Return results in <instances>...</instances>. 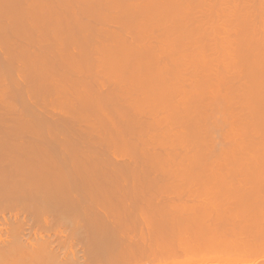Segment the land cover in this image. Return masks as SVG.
Returning a JSON list of instances; mask_svg holds the SVG:
<instances>
[{
  "label": "rangeland",
  "instance_id": "374dc122",
  "mask_svg": "<svg viewBox=\"0 0 264 264\" xmlns=\"http://www.w3.org/2000/svg\"><path fill=\"white\" fill-rule=\"evenodd\" d=\"M7 0H1L0 1V61L3 62L2 64L0 63V160L3 159L4 161L10 162V159L12 157L13 154H17L19 155L20 159L19 161L22 162H26L27 160L30 159V157H32V159L34 158L36 161H39L41 163H46L49 164L48 166L53 167L50 169H53V173H64L67 172V170H63L62 169V165L65 163H67L65 166L66 168H69L70 172H73L74 169H72L71 165H68L69 163L75 164L74 166H76L77 169H75V172H73V174L75 175V177L77 176V178H79L82 174V177H80V179L85 180L84 177L86 178V176H88V181L91 180V183L88 182L87 185V181L85 180L84 182L82 181H77L75 180V182L78 183H74L77 184L78 187L81 186V184L79 183H86V185L84 184L85 189H81L78 187L76 188V193L73 192L74 196H80L82 195L83 198V203L84 205H86V207L88 206L89 208L91 207V209H94L96 211H98L99 213L103 214L105 208L108 206H112L114 205L117 201V203L115 205H119L121 206L122 204H125L126 202H130L131 200L135 199L134 197H132V199H130L129 197L130 194L131 195H135L136 197V201H131L128 205L131 204L132 208L135 210L137 213V216H143L145 218V220H147L149 218V216H151V208L152 205H157V200L158 201H162L165 197H167V199H170L171 197H173V193H161V194H156L154 195V197L152 198L154 201H150L147 200L149 199L148 194L149 191L152 192L153 190V186L155 185H159L160 183H162V185H164L165 183L167 185H173L175 183H179L178 185H181L182 188H187L192 186V188L194 189H198L196 188L199 187L201 188L200 190H206L207 193H211L212 191H208L209 190H213V192L217 189H239L240 187L244 188V189H249L251 188L252 190L257 189L259 186H264V175H260L261 173L263 174L264 170H257V169H261L264 168V163H259L262 158V160H264L262 154L264 152L263 147L261 146L263 143L262 139L264 140L262 134L256 135L255 132L253 134H255V136H262V138H256L255 140H257V142L261 144V152L263 150L262 153H260V156H262L261 158L256 152L253 151V153L255 156H257V158L259 159V161H257V164L254 165V161L252 156H250V159L247 155V153L244 154L246 158V160H249V164L253 161V163H251V165H248V162L245 161V158L243 157V153L240 154L239 152L242 151H237L243 148V151L245 152V150H249L248 152L251 151V149H248L250 147V144L252 145V147L257 144V142H255V144L253 145V137L252 135H250L251 140L249 141V135H247L245 138L248 139H244L245 133L242 132L241 130H244V128L246 127V125H243L245 122V124H248L249 120L252 119V117L254 118V113L250 111V113L248 112L249 108L245 107L244 108V102H248V99H246L248 97V94H246V98H245V93H247L248 91H252L253 93L256 92L253 88H255V80H254V73L259 72L260 70H264V60L261 61V58L263 56L264 53V45H262L261 41L264 43V26L262 27V22L261 20H259L260 18H258L260 23H256L257 17H261L263 18L264 14L261 7L259 4H256V0H244L245 3L242 0H229L230 2H232V4H222L220 2V0H216L215 1H211V0H182V2L184 4H179V5H188L184 6V8L182 7L183 11L182 13L180 12L176 1L173 0V3L170 2L171 4H169L168 1L170 0H11V1H7ZM70 1V2H69ZM85 1V3H84ZM89 3H88V2ZM103 1V2H102ZM149 1V2H147ZM157 1L159 3H157ZM178 1V0H177ZM187 1V3H186ZM192 1V2H191ZM202 1V2H200ZM219 1V2H217ZM222 1V0H221ZM228 1V0H227ZM222 1V2H227ZM235 1V2H234ZM242 1V2H241ZM248 1V3H247ZM28 2V3H27ZM34 2V3H33ZM38 2V3H37ZM52 2V3H51ZM64 2V3H63ZM78 2V4H77ZM115 2V3H114ZM132 2V3H131ZM156 2V3H155ZM198 2V3H197ZM212 2V4H211ZM229 2V3H230ZM239 2V3H238ZM259 3V1H257ZM13 3V4H12ZM27 3V4H26ZM56 3V5H55ZM73 3V4H72ZM75 3V4H74ZM82 3V4H81ZM113 3V5H112ZM126 3V4H125ZM168 3V4H167ZM177 6V11L175 10L176 14H178L177 12H179V16L178 15H174V7L175 4ZM186 3V4H185ZM202 6H200V4ZM215 3V4H214ZM228 3V2H227ZM243 3L245 4L243 6ZM247 3V4H246ZM14 6H11V5ZM35 4V5H34ZM118 4V5H117ZM156 4V6H155ZM164 4V5H163ZM199 4V6L197 7V5ZM214 4V6H213ZM219 4V5H218ZM252 6H251V5ZM258 8H256V6ZM264 4V3H263ZM29 5V7H28ZM39 7H38V6ZM41 5V6H40ZM45 7H44V6ZM86 5V6H85ZM90 5V6H89ZM120 5V6H119ZM123 5V6H122ZM145 5V7H144ZM154 5L155 8H153L152 6ZM170 5V6H168ZM172 5V6H171ZM191 5V6H190ZM207 5V6H206ZM217 5V6H216ZM251 6L249 9L250 11L252 10V14L250 13V11H248V7L247 6ZM3 6V7H2ZM18 6V7H16ZM20 6H24V7H20ZM55 6V7H54ZM62 6V7H61ZM83 6V7H82ZM97 8H96V7ZM167 6L169 8H174L173 12L172 8L171 10H169V8H167ZM224 6V7H223ZM226 6H232L228 12H224L226 9L228 10V8ZM247 7L244 8L245 10H243V7ZM28 7V8H27ZM44 7V8H43ZM59 7V8H58ZM69 7V8H68ZM87 7V8H86ZM106 7V8H105ZM109 7V8H108ZM140 7V8H139ZM191 7V8H189ZM219 7V8H218ZM239 7V9H238ZM242 7V8H241ZM5 8V10H3ZM11 8V9H10ZM43 8V9H42ZM48 8V9H47ZM58 10H57V9ZM76 10H74V9ZM87 10H86V9ZM108 8V9H107ZM118 8V9H117ZM143 8V9H142ZM152 8V9H151ZM162 8V9H161ZM185 8H187L186 12L184 11ZM223 9V13L222 11H220L221 9ZM236 8L238 9V11L236 10ZM241 8V9H240ZM24 9V10H23ZM52 9V10H51ZM57 11H56V10ZM84 9V10H83ZM106 9V10H105ZM145 9H149L146 10L147 12H145ZM154 9V12H153ZM164 9H166L165 11H163ZM189 9V11H188ZM192 9V10H191ZM215 9V10H214ZM217 9V10H216ZM234 9L237 11L235 12ZM256 9H261L260 12H257L258 10ZM27 10V11H26ZM35 12H34V11ZM68 10V11H66ZM102 10V11H101ZM157 10V11H156ZM159 10V11H158ZM196 12H195V11ZM201 10V11H200ZM209 10V11H208ZM240 10V11H239ZM256 10V11H255ZM10 11V12H9ZM23 11V12H22ZM43 11V12H42ZM47 11V12H46ZM80 11V13L78 12ZM121 12V15L123 13L122 16H124L123 20H119V22L117 21V16L119 15L118 13ZM169 11V12H166ZM208 11V13H207ZM211 11V12H210ZM214 11V12H212ZM218 11V12H217ZM244 11V12H242ZM251 14V16L249 15V13ZM25 12V13H24ZM38 12V13H36ZM64 12V13H63ZM86 12V13H85ZM143 12V13H142ZM169 13V14H165ZM174 12V13H175ZM185 12V15L182 16ZM193 12V13H192ZM240 12V14L238 13ZM247 12V13H246ZM32 13V14H31ZM89 15H88V14ZM101 16H99V14ZM142 13V14H141ZM181 13V16H180ZM191 13V14H190ZM228 13V16L227 14ZM233 15L236 13L238 15H242L243 17L239 16V18L235 17L237 16H233L231 17L232 14ZM5 14V15H4ZM37 14V15H36ZM67 14V15H65ZM79 14V15H78ZM93 14V15H92ZM155 14V15H154ZM162 14V15H161ZM165 14V15H164ZM189 14V15H188ZM244 14V15H243ZM245 14H247L245 17ZM15 15V16H14ZM54 15V16H53ZM82 15V16H81ZM111 15V16H110ZM115 15V16H113ZM117 15V16H116ZM151 15V17H150ZM172 15L176 16L178 18V21L176 20L177 18H174ZM199 15V16H198ZM11 18H10V17ZM29 16V17H28ZM36 16V17H34ZM80 16V17H79ZM110 16V17H109ZM138 16V17H137ZM141 16V17H140ZM147 16V17H145ZM188 16V17H186ZM198 17L199 19H197L196 17ZM207 18H206V17ZM210 16V17H209ZM227 18H226V17ZM251 18H250V17ZM253 16V17H252ZM15 17V18H13ZM45 19H44V18ZM102 17V19H101ZM108 20H107V18ZM115 17H117L115 19ZM172 17V18H171ZM183 17V18H182ZM210 19H209V18ZM222 17V19H221ZM238 17V16H237ZM245 17V21L244 20ZM2 18V19H1ZM41 18V19H40ZM96 18V19H95ZM112 18V19H111ZM136 18V19H135ZM143 18V20H142ZM159 18V20H158ZM161 18V19H160ZM165 18V19H164ZM219 18V19H218ZM229 18H231L229 20ZM243 18V19H242ZM247 18H250V20L248 19V21H250L248 24L251 23V26L253 24L256 25V30L253 31L252 35L249 37L248 34L246 33V31L244 30L243 25H246ZM13 19V20H12ZM15 19V20H14ZM23 19V20H22ZM58 19V20H57ZM95 21H93V20ZM180 19V20H179ZM187 19V20H186ZM212 19V20H211ZM44 20V21H43ZM50 20V21H49ZM106 20V21H105ZM113 20V21H112ZM136 21L137 23L140 21H145L150 22L151 23H145L143 22V28L141 27V29H135L132 28L134 27V25L136 23L133 22ZM140 20V21H139ZM159 22H157V21ZM169 20V21H168ZM192 20V21H191ZM198 20V22H197ZM202 20V21H201ZM203 20H206V23L203 22ZM210 20V21H209ZM235 20V21H234ZM12 21V22H11ZM77 21V22H76ZM98 21V22H97ZM102 21V22H101ZM124 24L125 22H133V24H129V26H124L121 27L119 23L121 22ZM124 21V22H123ZM177 21V22H176ZM214 21V22H213ZM227 21V22H226ZM38 22V23H37ZM75 22V23H74ZM84 22V24H83ZM91 22H93L91 24ZM101 22V23H100ZM141 22V23H142ZM169 22V23H168ZM236 22V24H235ZM243 22V23H242ZM258 22V21H257ZM20 23V24H19ZM59 23V24H58ZM71 23V24H69ZM77 23H78V29H77ZM81 25H80V24ZM147 26H145V24ZM185 23V24H184ZM196 23V24H195ZM46 24V25H45ZM49 24V25H48ZM53 24V25H52ZM58 24V25H57ZM91 24V26H90ZM105 24V25H103ZM109 24V25H107ZM166 24V25H165ZM199 24V25H198ZM243 24V25H242ZM264 24V23H263ZM17 25V26H16ZM43 25V26H42ZM60 25V26H59ZM85 25V26H84ZM116 25V27H115ZM118 25V26H117ZM150 25V27H149ZM185 25V26H184ZM187 25V26H186ZM209 25V26H208ZM232 25V26H231ZM234 25V26H233ZM31 26V27H30ZM41 26V27H40ZM87 26V27H86ZM97 26V27H96ZM159 26V27H158ZM167 26V27H165ZM181 26V27H180ZM184 26V27H182ZM191 26V27H190ZM193 26V27H192ZM198 26V27H197ZM201 26V30L200 27ZM204 26V27H203ZM221 26V27H220ZM242 26V27H241ZM261 26V28H260ZM71 27V28H70ZM95 27V28H94ZM112 27V28H111ZM119 27V28H118ZM139 27V26H138ZM137 27V28H138ZM149 27V28H148ZM155 27V28H154ZM206 27V28H205ZM254 27V28H255ZM7 28V29H6ZM30 28V29H29ZM34 28V29H33ZM60 28V29H59ZM83 28H85L83 30ZM124 28V29H123ZM136 28V27H135ZM151 28V29H150ZM187 30H186V29ZM191 28V29H190ZM198 28V29H197ZM210 30H209V29ZM242 28V30H241ZM26 29V30H25ZM29 29V30H28ZM33 29V32H32ZM49 29V30H48ZM55 29V30H54ZM69 29V30H68ZM77 29V30H76ZM118 29V30H117ZM122 29V30H121ZM143 29V30H142ZM176 29V31H174ZM239 29V30H238ZM81 30V31H80ZM138 30H139V35L138 34ZM212 30V31H211ZM234 30V31H233ZM30 31V32H29ZM54 31V33H52ZM69 31V32H68ZM78 31V32H76ZM90 31V32H89ZM106 31V32H105ZM122 31V32H121ZM170 31V32H169ZM181 31V32H180ZM206 31V32H205ZM244 31V32H243ZM51 32V33H50ZM87 34H86V33ZM148 32V33H147ZM108 33V34H107ZM122 33V34H121ZM147 33V34H146ZM173 33L174 36H173ZM194 33V34H192ZM203 33V34H202ZM224 33V34H223ZM240 33V34H239ZM80 34V35H77ZM106 34V35H105ZM115 36H114V35ZM138 34V35H137ZM178 34V35H177ZM192 34V35H191ZM196 34V35H195ZM235 34V35H234ZM247 34V36H246ZM259 34V35H258ZM29 38H27L26 36ZM43 35V36H42ZM90 35V36H89ZM93 35V36H92ZM96 35V36H95ZM100 35V36H99ZM165 35V36H164ZM190 35V36H189ZM201 35V36H200ZM47 36V37H46ZM56 36V37H55ZM72 36V38H71ZM103 36V37H102ZM145 36V37H143ZM176 36V37H175ZM185 36V37H184ZM206 38H205V37ZM223 36V37H222ZM242 36V37H241ZM2 37V38H1ZM46 37V38H45ZM92 37V38H91ZM96 39H95V38ZM179 37V38H178ZM192 37L191 41L190 38ZM200 37V38H199ZM202 37V38H201ZM209 37V38H208ZM259 37V38H257ZM262 37V39H261ZM4 38V39H3ZM64 38V39H63ZM99 38V39H98ZM104 38V39H103ZM128 38V39H127ZM135 38V39H134ZM154 38V39H153ZM217 38V39H216ZM247 38H251L250 40ZM256 38V39H255ZM17 39V40H16ZM58 39V40H57ZM69 39V40H68ZM84 39V40H83ZM95 39V40H94ZM142 39V41H141ZM149 39V40H148ZM165 39V40H164ZM168 39V40H167ZM175 39V40H174ZM178 39V40H177ZM220 39V41H219ZM244 39V40H243ZM35 40V41H34ZM65 40V41H64ZM120 40V41H119ZM252 40V41H251ZM2 41V42H1ZM6 43H5V42ZM11 41V42H10ZM22 41V42H21ZM29 41V42H28ZM55 41V42H54ZM161 41V42H160ZM240 41V42H239ZM243 41V42H241ZM39 42V43H38ZM49 42V43H48ZM92 42V43H91ZM95 42V43H94ZM97 42V43H96ZM101 42V43H100ZM122 42V43H121ZM153 42V43H152ZM175 42V43H174ZM179 44H176V43ZM191 42V43H190ZM202 42V43H201ZM253 42V43H252ZM260 42V43H259ZM22 43V44H21ZM58 43V44H57ZM60 43V45H59ZM66 43V44H64ZM74 43V44H73ZM78 43V44H76ZM110 43V45H109ZM124 43V44H123ZM143 43V44H142ZM168 43V45H167ZM186 43V44H185ZM190 43V44H189ZM215 43V44H214ZM222 43V44H221ZM239 43V45H237ZM242 43V45H241ZM244 43V44H243ZM256 45H255V44ZM258 43V44H257ZM20 44V46H19ZM176 47H175V45ZM200 46H199V45ZM208 46H207V45ZM112 45V46H111ZM125 45V46H124ZM181 46L182 48H177ZM188 45V47H187ZM256 47H255V46ZM69 46V47H68ZM157 46V47H156ZM159 46V48H158ZM162 46V49L161 48ZM185 46V48H183ZM211 46V47H210ZM216 46V47H215ZM222 46V47H221ZM239 46V47H238ZM247 46V47H245ZM251 46V47H250ZM260 46V47H259ZM29 47V48H27ZM63 47V48H62ZM115 48L117 49L119 52H121L120 56L122 58H115V60H113L114 58L112 57V54L115 52ZM118 47V48H117ZM130 47V49H129ZM194 47V49H193ZM221 47V48H220ZM231 47V48H230ZM238 47V48H236ZM35 48V49H34ZM100 48L101 51H100ZM146 50H145V49ZM178 52H177V49ZM205 48V49H204ZM209 48V49H208ZM213 48V49H212ZM30 49V50H29ZM94 49V50H92ZM108 49H112L114 50V52H108ZM128 49V50H127ZM131 49H135L137 51H139L137 53H129L130 51H132ZM143 49L145 51H149L150 53L151 51L155 52L154 55H152L153 62L151 61V59L145 61L142 57V55L144 56L145 51H143ZM159 49V50H158ZM176 49V50H175ZM181 49H183L184 52H186L189 56L192 57H188L187 54L185 53V55L187 56L186 58H183L185 55L182 54V58L184 59L185 62H187V64L185 62H183L184 65H179L181 67H183L184 69V74H183V70L180 69V67H176L175 68V64H173V61L176 60V58L178 57V53L181 51ZM192 49V50H191ZM202 51L198 52L197 50ZM202 49V50H201ZM237 49V50H236ZM259 49H263L262 53L261 51H259ZM11 50V51H10ZM29 50V51H28ZM44 50V51H43ZM82 50V51H81ZM96 50V51H95ZM99 50V52H98ZM106 50V51H104ZM116 50V51H117ZM124 50V53L122 52ZM130 50V51H129ZM166 50V51H165ZM176 52H175V51ZM188 50V51H187ZM233 50V51H232ZM253 50V51H252ZM19 51V52H18ZM33 51V52H32ZM48 51V52H47ZM55 51V52H54ZM165 51V52H163ZM228 51V52H227ZM238 51V52H237ZM247 51V52H246ZM24 52V53H23ZM77 52V53H76ZM92 52V53H91ZM108 52V53H107ZM126 52V53H125ZM159 52V53H158ZM163 52V53H162ZM169 52V53H168ZM256 54H255V53ZM32 53V54H31ZM101 53V54H100ZM129 53L128 55L130 56L131 60L127 57L128 55H125ZM183 53L182 51L179 53L181 54ZM194 53V54H193ZM220 53V54H219ZM233 53V54H232ZM249 53L250 55H252V58H257L259 57V59H250L249 58ZM260 53V55H258ZM39 56H38V55ZM55 54V55H54ZM64 54V55H63ZM74 54V55H73ZM85 54V55H84ZM95 54V55H94ZM109 54V56H111L112 58V63L109 61H107V58L105 60V58L107 57V55ZM116 54V53H114ZM113 54V55H114ZM132 54V55H131ZM165 54V55H164ZM192 54V55H191ZM214 54V55H212ZM240 56H239V55ZM248 54V55H247ZM47 55V56H46ZM49 55V56H48ZM61 55V56H60ZM84 55V56H83ZM124 55V56H123ZM162 55V56H161ZM164 55V56H163ZM206 55V56H205ZM238 55V57H237ZM17 56V57H16ZM22 56V57H21ZM27 56L29 59H27ZM95 56V57H94ZM157 56V57H156ZM181 56V55H180ZM201 56V57H200ZM56 57V58H55ZM66 57V58H65ZM68 57V58H67ZM77 57V58H76ZM82 57V58H80ZM99 57V58H98ZM116 57V56H114ZM119 57V54H118ZM203 57V58H202ZM245 57V58H244ZM72 58V60H71ZM109 58V59H111ZM142 58V59H141ZM151 58V57H150ZM166 58V59H165ZM181 58V57H180ZM178 59L179 62H182L183 59L181 58ZM190 58V59H188ZM201 58V59H200ZM205 58V59H204ZM239 58V59H238ZM247 58V60H246ZM98 59V60H97ZM108 59V60H109ZM128 59L131 61L130 63L128 62ZM198 59V60H197ZM212 59V60H211ZM215 59V60H214ZM219 59V60H218ZM12 60L13 63L11 62ZM117 60V61H116ZM121 60V61H120ZM145 64H143L142 62ZM194 64H196L198 62L199 65H201L202 68H198V64L193 66L192 63H190V61ZM196 62H195V61ZM252 60V61H251ZM256 60V61H255ZM12 64V65H10ZM20 61V62H19ZM22 61V62H21ZM30 61V62H29ZM56 61V62H55ZM62 61V62H61ZM93 61V62H92ZM105 61V62H104ZM134 61V63H132ZM139 61V62H138ZM151 63H149V62ZM157 61V62H154ZM210 61V62H209ZM236 61V62H235ZM258 61H261V63L259 64ZM27 62V63H26ZM43 62V63H42ZM81 62V63H80ZM123 62V63H122ZM147 62V63H145ZM177 62V61H175ZM189 62V64H188ZM208 62V64H207ZM238 62V63H237ZM254 62V64L252 63ZM16 65H15V64ZM21 63V64H20ZM30 63V64H29ZM66 63V64H65ZM96 63V64H95ZM163 63V64H162ZM205 63V64H204ZM221 63V64H220ZM232 63V65H231ZM8 64V65H7ZM25 64V65H24ZM43 64V65H42ZM50 64V65H49ZM65 64V65H64ZM77 64V65H76ZM91 64V65H90ZM107 64H108V68L111 70H108L107 68ZM144 66H143V65ZM192 64V65H191ZM229 64V65H228ZM246 64V65H245ZM248 64V65H247ZM6 65V66H5ZM31 65V66H30ZM150 67L151 66H156V70L153 73V75H148L147 73L144 74V72L147 70L146 67ZM162 65V66H161ZM171 65V66H169ZM186 65V66H185ZM217 68H216V66ZM257 65V66H256ZM260 65V66H259ZM51 66V67H50ZM74 66V67H73ZM113 66V67H112ZM123 66V67H122ZM130 66V67H129ZM165 66V67H163ZM169 66V67H168ZM233 66V67H232ZM13 67V68H12ZM22 67V68H21ZM57 67V68H56ZM77 67V68H76ZM118 67V68H117ZM145 67V68H144ZM192 67V68H191ZM210 67V68H209ZM255 67V68H254ZM17 68V69H16ZM32 70H31V69ZM52 68V69H50ZM79 68V69H78ZM174 68V69H173ZM198 68V69H197ZM224 68L226 70H224ZM228 68V69H227ZM233 68V69H232ZM237 68V69H236ZM238 68L241 70H238ZM245 68V69H244ZM252 68L254 70H252ZM29 69V70H28ZM55 69V70H54ZM66 69V70H65ZM145 69V70H144ZM171 69V70H170ZM180 69L182 72H180ZM213 69V70H212ZM236 69V71H235ZM248 69V70H247ZM9 70V71H8ZM21 70V71H20ZM49 70V71H48ZM91 70V71H90ZM139 70V71H138ZM177 70V71H176ZM193 70V71H192ZM197 70V71H196ZM221 70V71H220ZM228 70V71H227ZM232 70V72H231ZM251 70V71H250ZM257 70V71H256ZM14 71V72H13ZM16 71V72H15ZM18 71V72H17ZM45 71V72H44ZM72 71V72H71ZM138 71V72H137ZM171 71V72H170ZM200 71V72H198ZM218 71V72H217ZM226 73H225V72ZM245 71V72H243ZM254 71V72H253ZM8 72V73H7ZM54 72V73H53ZM65 72V73H64ZM113 72V73H112ZM179 72V73H178ZM205 72V73H204ZM209 72V73H208ZM220 72V73H219ZM223 72V73H222ZM229 72V73H228ZM250 72V73H249ZM30 73V74H29ZM102 73V74H101ZM166 73V75H164ZM179 75H177V74ZM207 73V74H206ZM211 73V74H210ZM251 74L252 76H247V74ZM253 73V74H252ZM7 74V75H5ZM17 74V75H16ZM37 74V75H36ZM98 74V75H97ZM152 74V73H151ZM173 76H172V75ZM175 74V75H174ZM182 74V75H181ZM197 74V75H196ZM198 74H200V77L198 78ZM202 74V75H201ZM232 74V75H231ZM234 74V75H233ZM240 74V75H239ZM242 74H244L243 76L246 78V80L244 79V77L242 76ZM57 75V76H56ZM69 75V76H68ZM75 75V76H74ZM86 77H85V76ZM162 75V76H161ZM196 75V76H195ZM205 75V77H204ZM230 75V76H229ZM246 75V76H245ZM254 75V76H253ZM49 76V77H48ZM68 76V77H67ZM112 76V77H111ZM151 76L152 79L150 78ZM166 76V77H165ZM175 76V77H174ZM179 76H183L181 78H185L183 79H179ZM186 76V77H184ZM195 76V78H194ZM208 76V77H207ZM234 76V77H233ZM2 77V78H1ZM30 77V78H29ZM65 77V78H64ZM138 77V78H137ZM190 77H192V81L191 79H189ZM215 77V78H214ZM238 79H237V78ZM240 77V78H239ZM243 77V79H242ZM25 78V79H24ZM147 78V79H146ZM155 78V79H154ZM159 78V79H158ZM164 78V79H163ZM189 80H188V79ZM194 78V79H193ZM209 78V79H207ZM220 78L222 80H220ZM232 80H230V79ZM12 79V80H11ZM158 79V80H157ZM161 79V80H160ZM163 79V80H162ZM168 79V80H167ZM203 79V80H202ZM208 80L207 83H203L204 80ZM219 79V80H218ZM226 79V81H225ZM229 79V80H227ZM241 79V80H240ZM250 79H252L250 81ZM7 80V81H6ZM25 80V81H24ZM35 80V81H34ZM75 80V81H74ZM83 80L85 82H83ZM139 80V81H138ZM156 80V81H155ZM178 82H177V81ZM196 80L197 85L193 84V82ZM205 80V81H206ZM244 80V81H243ZM33 81V82H32ZM70 81V82H69ZM72 81V82H71ZM80 81V82H79ZM93 81V82H92ZM110 81V82H109ZM115 81V82H114ZM126 81V83H125ZM145 81H151L153 84L155 85V87L153 88V92H151V100H147L149 99L150 96L145 95L144 97V90L140 89L139 87L145 82ZM166 81V82H165ZM202 81V82H201ZM204 81V82H205ZM215 81V82H214ZM240 81V82H239ZM249 81V82H248ZM257 81V80H256ZM26 82V83H25ZM76 84H75V83ZM121 82V83H120ZM137 82V83H136ZM192 82V83H191ZM199 82V83H198ZM201 82V83H200ZM214 82V83H213ZM223 82V83H222ZM233 82V83H231ZM65 83V84H64ZM74 83V84H73ZM116 83V84H114ZM169 83V84H168ZM195 83V82H194ZM213 83V84H211ZM221 83V84H220ZM252 83V84H251ZM11 84V85H10ZM133 84V85H132ZM137 84V86H136ZM138 84H140L138 86ZM172 84V85H171ZM177 84V86H175ZM196 87H194L193 85ZM208 84V85H207ZM220 84V85H219ZM224 84V85H222ZM227 84V86L232 87L231 88H226L227 86L225 85ZM232 84V85H231ZM240 84V85H239ZM25 85V86H24ZM49 85V86H48ZM101 85V86H100ZM125 85V86H124ZM168 85V86H167ZM185 85V86H184ZM198 85H200V87H197ZM204 85V86H203ZM211 85V86H210ZM216 85V86H215ZM239 87H238V86ZM243 85V86H242ZM246 85V86H245ZM254 85V86H253ZM35 86V87H34ZM45 86V87H44ZM57 86V87H56ZM98 86V88H97ZM100 86V87H99ZM124 86V87H123ZM131 86V87H130ZM144 86V85H143ZM165 86V87H164ZM248 86V87H247ZM253 86V87H252ZM120 87V88H119ZM135 87V88H134ZM164 87V88H163ZM220 87V88H219ZM246 87V88H245ZM3 88V89H2ZM59 88V89H58ZM67 88V89H66ZM119 88V89H118ZM122 88V89H121ZM131 88V89H129ZM132 88H134L132 90ZM142 88V87H141ZM161 88V89H159ZM168 88V89H167ZM192 88V89H191ZM226 88V89H225ZM234 88V89H233ZM238 88V89H237ZM247 90H245V89ZM15 89V90H14ZM124 89V90H123ZM166 89V90H165ZM170 89V91H169ZM191 89V90H190ZM208 89V90H206ZM210 89H214L211 90ZM230 89V90H229ZM240 89V91H239ZM3 90V91H2ZM62 90V91H61ZM89 90V91H88ZM97 90V91H96ZM118 90V91H117ZM154 90L157 91L155 92V94L157 93V95L154 94ZM159 90V91H158ZM161 90V91H160ZM173 90V91H172ZM194 90V91H193ZM221 90V91H220ZM229 90V91H228ZM238 90V91H237ZM246 92H243V91ZM5 91V92H4ZM59 91V92H58ZM102 91V93H101ZM110 91V92H109ZM126 91V92H125ZM167 91V93H166ZM191 91V92H190ZM193 91V93H192ZM196 91V95L194 96ZM234 91V92H233ZM118 92V93H117ZM122 92V93H121ZM144 92V93H143ZM162 92V94H161ZM168 92L170 94H168ZM173 92V93H172ZM223 92V93H222ZM229 94V93H231ZM238 92V94H237ZM241 92V93H240ZM9 93V94H8ZM36 93V94H35ZM107 96H106V94ZM112 93V94H111ZM115 93V94H114ZM219 93V94H218ZM244 93V94H243ZM257 93V92H256ZM69 94V95H67ZM76 94V95H75ZM84 94V95H83ZM104 94L106 97H104ZM117 94V95H116ZM122 94V95H121ZM124 94V95H123ZM143 94V95H142ZM159 94H161V97L159 96ZM224 94V96H223ZM228 94L229 98H231L230 103H233L230 105L228 101ZM240 94V95H239ZM258 94V93H257ZM46 95V96H45ZM57 95V96H56ZM60 95V96H59ZM67 95V96H66ZM120 95V96H119ZM157 100H161L160 102H158V106H157V102L153 100V98H156ZM167 97H166V96ZM170 95V96H169ZM203 95V96H202ZM221 95V96H220ZM235 95V96H234ZM30 96V97H29ZM69 96V98H68ZM78 96V97H77ZM110 96V97H109ZM128 96V97H127ZM152 96H154L152 98ZM165 98H164V97ZM192 96V97H191ZM241 96V97H240ZM47 97V98H46ZM73 97V98H72ZM91 97V98H90ZM195 97V99H194ZM202 97V98H201ZM239 97V98H238ZM16 98V99H15ZM44 98V99H43ZM64 98V99H63ZM120 98V99H119ZM127 100H126V99ZM131 98V99H130ZM147 98V99H146ZM193 98V99H191ZM209 98V99H208ZM214 100H211V99ZM216 98V99H215ZM106 99V100H105ZM117 99V100H116ZM144 100L146 99V105L145 108L143 106H136V104L134 103L137 100ZM168 99V100H167ZM186 99L190 100V101H186ZM207 99V100H206ZM218 99V100H217ZM236 99V100H235ZM239 99V100H238ZM247 101H244V100ZM4 100V101H3ZM22 100V101H21ZM42 100V101H41ZM99 100V101H98ZM194 100V101H193ZM62 101V102H61ZM64 104L62 105L61 103ZM85 101V102H84ZM116 101V102H115ZM119 101V102H118ZM147 101L150 104V102L152 103L154 101V105L156 104L155 108L154 106H149L147 105ZM173 101V102H172ZM203 101V102H202ZM232 101V102H231ZM2 102V103H1ZM82 102V103H81ZM87 102V103H86ZM110 102V103H109ZM118 102V103H117ZM156 102V103H155ZM184 102V103H183ZM186 102V103H185ZM254 102V101H253ZM21 103V105H20ZM42 103V105H41ZM44 103V104H43ZM46 103V104H45ZM48 103V104H47ZM89 103V104H88ZM103 103V104H102ZM135 105H134V104ZM166 103V104H165ZM204 103V104H202ZM211 103V104H210ZM232 106L234 109L237 107H239L237 110L238 112L236 113V115L238 116V118H241L242 120H240V123L238 120V118L236 116V118L231 117V114L233 112V114H235V111L230 112L228 110L229 106ZM238 103V104H237ZM27 104V105H26ZM53 104V105H52ZM78 104V105H76ZM107 104V105H106ZM125 104V105H124ZM193 106H192V105ZM207 104V105H206ZM57 105V106H56ZM81 105V106H80ZM165 105V107H164ZM209 105V106H208ZM227 105V107H226ZM242 105V107H241ZM22 106V108H21ZM30 106V107H29ZM96 106V107H95ZM116 106V107H115ZM125 106V107H124ZM148 106L150 107V109L148 108ZM161 106V107H159ZM198 106V107H197ZM39 107V108H37ZM47 107V109H46ZM140 107V108H139ZM194 107V108H193ZM226 107V108H225ZM240 107L242 109H240ZM86 108V109H85ZM121 110H120V109ZM144 108V109H142ZM148 108V109H147ZM161 108V109H160ZM231 108V107H230ZM248 108V109H247ZM10 109V110H9ZM29 109V110H28ZM36 109V110H35ZM85 109V110H83ZM125 109V110H124ZM128 109V110H127ZM135 109V110H134ZM141 109V110H140ZM167 109V110H166ZM225 109V110H224ZM232 109V108H231ZM123 110V111H122ZM169 110V111H168ZM245 112H244V111ZM247 110V111H246ZM253 110V109H252ZM12 111V112H11ZM44 111V112H43ZM119 111V112H118ZM127 111V112H126ZM162 111V112H161ZM202 111V112H201ZM221 111V112H220ZM10 112V113H9ZM29 112V113H28ZM32 112V113H30ZM34 112V113H33ZM63 112V113H62ZM88 112V113H87ZM122 112V113H121ZM126 112V114H125ZM129 112V114H128ZM200 112V113H199ZM230 113V117L236 121H234L236 123V125L232 124L231 126H237L235 127H231L230 122L228 119L229 118V114ZM7 113V114H6ZM48 113V114H47ZM111 113V114H110ZM133 113V114H132ZM169 113V114H168ZM189 115H188V114ZM194 113V114H193ZM226 113L227 116L226 117ZM240 113V114H239ZM246 113V114H245ZM139 114V115H138ZM141 114V115H140ZM172 114V115H171ZM197 114V115H196ZM202 114V115H201ZM35 115V116H34ZM45 115V116H44ZM52 115V117H51ZM70 115V116H69ZM119 115V116H118ZM135 115V117H134ZM138 115V116H137ZM200 115V116H199ZM207 115V118H206ZM32 118H31V117ZM40 116V117H39ZM43 116V117H42ZM57 116V118H56ZM69 116V117H68ZM123 116V117H122ZM173 116V117H172ZM218 116V117H217ZM245 116V117H244ZM25 117V118H24ZM27 117V118H26ZM36 117V118H35ZM49 117V119H48ZM60 117V118H59ZM63 117V118H62ZM65 117V118H64ZM127 117V118H126ZM133 117V118H132ZM163 117V118H161ZM181 117V118H180ZM190 117V118H189ZM196 117V119L194 118ZM250 119H249V118ZM15 120H14V119ZM160 120L162 122V124L159 122L160 125L157 124V126H153V121L156 122V119ZM197 121V119L199 120V124L195 123L193 120L194 119ZM222 118H227L229 125L227 123H223L224 125L227 124V126L225 125L224 128L226 127V129H224L222 127V122H218V120L222 119ZM248 120V121H246ZM6 119V120H5ZM12 119V120H11ZM43 119V121H42ZM192 119V121L190 120ZM10 120V121H9ZM121 120V121H119ZM174 120V121H173ZM214 120H217V123H220V127L222 130H220L217 126L216 128V123ZM223 122H226V120L224 121V119H222ZM220 120V121H222ZM23 121V122H22ZM29 121V123H27ZM33 121V122H32ZM37 121V122H36ZM45 121V122H44ZM62 121V122H61ZM70 121V122H69ZM76 121V122H75ZM78 121V122H77ZM99 121V122H98ZM138 121V122H137ZM170 121V122H169ZM173 121V122H172ZM180 121V122H179ZM191 121V124H190ZM214 121V122H213ZM245 121V122H244ZM22 122V123H21ZM32 122V123H31ZM39 122V123H38ZM55 122V124H54ZM113 122V123H112ZM117 122V123H116ZM122 122V123H120ZM157 122V123H158ZM165 122L170 123V125ZM194 122V123H193ZM198 122V121H197ZM244 122V123H243ZM20 123V124H19ZM57 123V124H56ZM64 123V124H63ZM189 123V124H188ZM193 123V124H192ZM209 123V124H208ZM213 123L215 125H213ZM238 123L240 124L238 127ZM17 124V125H16ZM43 124V125H42ZM70 124V125H69ZM124 124V125H123ZM165 124V125H163ZM250 124V123H249ZM8 127H6V126ZM26 125V126H24ZM35 125V126H34ZM50 125V126H49ZM94 125V126H93ZM110 125V126H109ZM188 125V126H187ZM191 127H190V126ZM200 125L204 128H201L202 131H204L203 133V138L205 140H209V142L213 139H217L220 141V143H224L221 144L223 148H225L227 151L225 153V155H234V157L236 158L235 154L240 155V157H242L244 159V161L237 156V159H240L242 163H240V161L237 163L236 160L234 159V161L230 162V165L228 163V156H223V153L220 154L222 152H220L219 149V155L221 158H215V156L218 155V150H216L215 146L218 145V148L220 146V143L217 141V145H211L212 143H210L209 145L211 146L210 151L212 152L211 154H209V150L207 149V147H205V149H207L206 151H208L207 155H205V153L201 156L200 151H204L205 149L204 146H209L206 145L208 141H206V144H202L201 142V146H203V150H201V146L200 144H198V140L195 142L192 139L191 141H189L190 143H194V144H189L188 143V137H184L186 141L180 139V141H183L182 147L186 146V150H184L185 148H181L176 150L178 148V146H181V144L179 143V140H175V139H170L171 141L167 140V144L169 142L174 141L175 143L177 141L178 145H174L175 150L178 151L179 153H177L176 155L180 154L178 157L175 156L171 158L170 156H167L166 152H173L174 147L171 148V146L173 145H168L166 146L167 148H164L163 152L164 156L167 160L166 162L161 163L160 165L155 166L154 162L152 161V159L148 158V155L146 157V155L144 156L143 154H140V152L137 151V149L139 150V146H142V148L146 151H148L149 153L153 152V151H157V150H161L160 152H162V148L165 145H160L158 143H156V136L160 133L167 134L171 133L172 131L175 133L173 134V132L170 134L171 135H176V134H180L182 132L183 136L187 134V132H192L194 134V131L196 132V128L200 129ZM210 125V126H209ZM242 125V127H241ZM251 125V124H250ZM31 126V127H30ZM42 126V127H41ZM44 126V127H43ZM47 126V127H46ZM54 126V128H53ZM117 126V127H116ZM122 126V127H121ZM142 126V127H141ZM144 126V127H143ZM159 126V127H158ZM16 127V128H15ZM49 127V128H48ZM58 127V128H57ZM138 127V128H137ZM231 127V129H230ZM21 128V129H20ZM41 130H40V129ZM48 128V129H47ZM64 128V129H63ZM137 128V129H136ZM158 128V129H157ZM165 128V129H164ZM168 128V129H167ZM193 128V129H192ZM206 128V129H205ZM208 128V129H207ZM213 128V130H212ZM234 130H233V129ZM243 128V129H241ZM248 128V125L245 129ZM37 129V130H36ZM74 129V130H73ZM135 129V130H134ZM204 129V130H203ZM219 129V130H218ZM223 129L225 130L224 132ZM228 129V130H227ZM241 129V130H240ZM18 130V131H17ZM59 130V131H58ZM62 130V131H61ZM80 130V131H79ZM117 130V131H115ZM142 130V131H141ZM235 131V135L236 132L241 136L243 133V139L242 137L240 138L241 140H239L238 134L234 137L238 138L236 141L241 142L242 144L247 141V143L245 142L244 145L248 146L247 148L245 146H242L239 142H236L235 145L232 142H235V140L232 138V135H234L232 133V131ZM264 131V128L261 129ZM261 130L260 133H261ZM3 131V132H2ZM20 131V132H19ZM33 131V132H32ZM83 131V133H82ZM131 131V132H130ZM184 131V132H183ZM198 131V130H197ZM208 131V132H207ZM227 131V132H226ZM231 133H229V132ZM58 132V133H57ZM64 132V133H63ZM143 132V133H142ZM214 132V133H213ZM219 132V133H218ZM240 132V133H239ZM242 132V133H241ZM14 133V134H13ZM41 133V134H39ZM67 133V134H66ZM142 133V134H141ZM185 133V134H184ZM191 133V134H192ZM228 133V134H227ZM263 133V132H262ZM28 134V136H27ZM121 134V135H120ZM123 134V135H122ZM136 134H138V136H136ZM146 134V135H145ZM155 134V136H153ZM157 134V135H156ZM166 134V135H167ZM190 134V135H191ZM207 134V135H206ZM227 134L230 138L228 140H226L227 138ZM231 134V135H230ZM11 135V136H10ZM34 135V136H33ZM125 135V136H124ZM185 135V136H186ZM214 135V137H213ZM6 136V137H5ZM27 136V137H25ZM31 136V138H30ZM83 136V137H82ZM169 136V134H168ZM189 136V135H188ZM207 136L210 139H207ZM254 136V135H253ZM33 137V138H32ZM75 137V138H74ZM131 137V138H130ZM137 137V138H136ZM190 137V136H189ZM220 137V138H219ZM16 138V139H15ZM21 138V139H20ZM37 138V139H36ZM77 138V139H76ZM120 138V139H119ZM143 138V139H142ZM212 138V139H211ZM226 138V139H225ZM10 139V140H9ZM12 139V140H11ZM18 139V141H17ZM24 139V140H23ZM31 141H30V140ZM50 139V140H49ZM56 141H55V140ZM86 139V140H85ZM129 139V140H128ZM149 139V140H148ZM188 139V140H187ZM233 139V140H232ZM261 139V140H260ZM53 140V141H52ZM59 140V141H58ZM109 140V141H108ZM112 140V141H111ZM120 140V141H119ZM132 140V141H131ZM139 140V141H138ZM213 140V141H215ZM222 140V141H221ZM226 140V141H225ZM232 140V141H231ZM6 141V143H5ZM36 141V142H35ZM51 141V142H50ZM116 141V142H115ZM169 141V142H168ZM216 141L214 144H216ZM224 141V142H223ZM230 141V142H227ZM19 142V143H17ZM62 142V143H60ZM146 142V143H145ZM199 142V143H200ZM208 142V143H209ZM212 142V141H211ZM226 142V144H225ZM9 143V145H8ZM28 143V144H27ZM45 143V145H44ZM80 143V144H79ZM84 143V144H83ZM139 143V144H138ZM174 143V144H175ZM176 143V144H177ZM7 144V145H6ZM12 144V145H10ZM27 144V145H26ZM43 146H42V145ZM104 144V145H103ZM134 144V145H133ZM141 144V145H140ZM166 144V143H165ZM166 144V145H167ZM185 144V145H184ZM200 146H198V145ZM229 146H228V145ZM233 144V145H232ZM258 144V145H259ZM106 145V146H105ZM117 145V146H116ZM138 147H137V146ZM184 145V146H183ZM187 145L189 147H187ZM193 145V147H192ZM194 145L198 146L199 149L197 147H195ZM232 147H231V146ZM238 145V147H237ZM239 145L242 146L239 148ZM264 145V144H263ZM27 146V147H26ZM39 146V147H38ZM161 146V147H160ZM190 146L193 148L192 150L190 149L189 151L187 150V148L189 149ZM256 146V145H255ZM260 146H258V148L255 147V149H259L260 151ZM10 147V148H9ZM56 147V148H55ZM86 147V148H85ZM96 149H95V148ZM126 147V148H125ZM132 147H137L136 149V154H131V148ZM171 149H170V148ZM195 147V148H194ZM214 147V148H213ZM231 147V148H230ZM89 148V149H88ZM92 148V149H91ZM100 148V149H99ZM140 148V149H142ZM154 148V149H153ZM215 152L217 151V153L213 154L214 150ZM233 151V154L230 152ZM233 148V149H232ZM239 148V149H238ZM251 148V147H250ZM254 148V147H253ZM14 149V150H13ZM50 149V150H49ZM59 149V150H58ZM86 149V150H85ZM102 149V150H101ZM124 149V150H122ZM170 149V150H169ZM196 149V150H195ZM237 149V150H236ZM252 149V150H255ZM27 150V151H26ZM106 150V151H105ZM197 150H199L198 153ZM236 150L235 154L234 151ZM256 150V151H257ZM14 151V152H13ZM21 151V152H20ZM25 151V152H24ZM68 151V152H67ZM101 151V152H100ZM118 151V152H117ZM151 151V152H150ZM184 151H188L187 153H189L190 151L191 154L193 155H189L186 153V155L184 156V154L182 155L181 153H184ZM197 152L198 154L196 155L195 152ZM223 151H225L223 149ZM8 152V153H7ZM13 152V153H12ZM75 152V153H74ZM86 152V153H85ZM126 152V153H125ZM205 152V151H204ZM24 153V154H23ZM36 153V154H35ZM52 153V154H51ZM79 153V154H78ZM195 153V155L193 154ZM252 152H250L249 155ZM6 154V155H5ZM42 154V155H41ZM51 154V155H50ZM72 154V155H71ZM96 154V155H95ZM104 154V155H103ZM108 154V156H107ZM140 154V155H139ZM190 154V153H189ZM27 155V156H26ZM49 155V156H48ZM111 157H110V156ZM134 155V156H133ZM138 155V156H137ZM182 155V156H181ZM215 155V156H214ZM222 155V156H221ZM242 155V156H241ZM264 155V154H263ZM8 156V157H7ZM22 156V157H20ZM35 156V157H33ZM38 156V157H37ZM73 156V157H72ZM173 156V155H172ZM184 156V157H183ZM196 156V158H195ZM199 156V157H198ZM205 156V157H204ZM209 156V157H208ZM212 156V157H211ZM26 157V158H25ZM81 157V158H80ZM101 157V158H100ZM207 157V158H206ZM239 157V158H238ZM4 158H7L6 160ZM28 158V159H27ZM38 158V159H37ZM63 158V159H62ZM96 158V159H95ZM144 158V159H143ZM175 159L176 161H172V159ZM185 158V159H184ZM187 158V159H186ZM201 158V159H200ZM214 158V159H213ZM252 158V161H250ZM65 159V160H64ZM67 159V161H66ZM173 159V160H174ZM192 161H189V160ZM231 159V158H230ZM233 159V158H232ZM231 159V160H232ZM31 160V159H30ZM35 160L32 162H35ZM80 160V161H79ZM98 160V161H97ZM181 160V162H180ZM196 160V161H195ZM218 160V161H217ZM225 160V161H224ZM64 161V162H63ZM103 161V162H102ZM130 161V162H129ZM152 161V163H151ZM170 161V162H168ZM195 161V162H194ZM213 161V162H212ZM215 161V162H214ZM28 162V161H27ZM62 162L61 167H59V169L61 168L62 170H59L57 167V165ZM84 162V163H83ZM106 162V163H105ZM109 162V163H108ZM111 162V163H110ZM179 162V163H178ZM189 162V163H188ZM192 162V163H190ZM200 162V163H199ZM244 162V163H243ZM166 163V164H164ZM168 163V164H167ZM174 163V164H173ZM188 163V164H187ZM196 163V164H195ZM214 163V164H213ZM118 164V166L116 165ZM154 164V166H153ZM179 164V165H178ZM199 164V165H198ZM227 164V165H226ZM232 164V165H231ZM246 164V165H245ZM262 164V165H261ZM79 165V167H77ZM166 165V166H165ZM168 165V166H167ZM170 165V167H169ZM253 165V166H252ZM65 166L63 168H65ZM103 168H102V167ZM128 166V167H127ZM153 166V167H152ZM163 166V167H162ZM165 166V167H164ZM230 166V167H229ZM232 166L234 168H232ZM249 166V167H248ZM254 168L255 172L253 171V173H248V175L245 174L246 169L251 168V171ZM120 167V168H119ZM157 167V168H155ZM192 167V168H191ZM218 167V168H217ZM228 167V168H225ZM261 167V168H260ZM57 168V170H56ZM125 168V169H124ZM140 168V169H139ZM151 168V169H150ZM162 170H161V169ZM186 168H188L186 170ZM199 168V169H198ZM208 168V169H207ZM215 168V169H213ZM222 168V170H221ZM238 168V170H237ZM241 168V170L239 169ZM245 169V171L243 169ZM72 169V171L70 170ZM122 169V171H121ZM182 169V170H181ZM197 169V170H196ZM202 169V170H200ZM211 169V170H210ZM231 169V170H229ZM247 169V171H249ZM56 172H55V171ZM88 170V171H86ZM91 170V171H90ZM126 170V171H125ZM180 170V171H179ZM186 172H185V171ZM64 171V172H63ZM68 171L69 175L70 172ZM86 172V176L85 173ZM135 171V172H134ZM233 172V173H232ZM235 172V173H234ZM139 173V175H138ZM72 174V175H73ZM108 174V175H107ZM188 174V175H187ZM231 174V175H230ZM234 174V175H232ZM253 176H252V175ZM255 174V175H254ZM72 175L70 176L72 179ZM94 177H93V176ZM125 175V176H124ZM130 175V176H128ZM230 175V177H229ZM246 175V176H245ZM259 175V176H258ZM84 176V177H83ZM99 176V177H98ZM139 176V177H138ZM141 176V177H140ZM145 176V177H144ZM158 176V177H157ZM162 176V178H161ZM165 176V178H164ZM169 178H168V177ZM182 176V177H181ZM187 176V177H186ZM244 176V177H243ZM251 176V177H250ZM257 176V177H256ZM120 177V178H119ZM130 177V178H129ZM132 177V178H131ZM149 177V178H148ZM216 177V178H215ZM90 178V179H89ZM153 178V179H152ZM158 178V179H156ZM193 178V179H192ZM262 180H261V179ZM74 177H73V181L74 182ZM79 179V180H80ZM167 179V180H166ZM172 179V180H171ZM226 179V180H225ZM240 179V180H239ZM97 180V181H96ZM100 180V181H99ZM121 182H120V181ZM127 180V181H126ZM161 180V181H160ZM163 180V181H162ZM208 180V181H207ZM216 180V181H215ZM234 180V181H233ZM134 181V182H133ZM143 181V182H142ZM148 182V183H147ZM228 182V183H227ZM252 182V183H251ZM101 183V184H100ZM151 183V184H150ZM157 183V184H156ZM184 183V184H183ZM213 183V184H212ZM222 183V184H221ZM249 183V184H248ZM255 183V184H254ZM109 184V185H108ZM246 184V187H245ZM73 185V183H72ZM80 185V186H79ZM99 185V186H98ZM184 185V187H183ZM110 186V188H109ZM117 186V187H116ZM188 186V187H187ZM201 186V187H200ZM216 186V187H215ZM74 187V186H73ZM122 187V188H121ZM129 189H128V188ZM133 188L135 191L130 189ZM145 189H144V188ZM238 187V188H236ZM256 187V188H255ZM73 188V189H75ZM82 188V187H81ZM100 188V189H99ZM147 188V189H146ZM150 190H149V189ZM181 188V189H182ZM205 188V189H204ZM215 188V190H214ZM240 188V189H241ZM242 188V189H243ZM77 190H80L82 192H78ZM99 190V191H98ZM191 188H189L186 191H190ZM75 191V190H74ZM127 191H129V193H127ZM132 191V193L130 192ZM146 191V192H145ZM215 191V192H216ZM78 192V194H77ZM85 192V193H84ZM124 192V193H123ZM135 192V193H134ZM212 192V193H213ZM214 192V193H215ZM80 193V194H79ZM119 193V194H118ZM186 193V192H184ZM77 194V195H76ZM96 194V196L94 195ZM117 194V195H116ZM140 194V195H139ZM166 194H168L166 196ZM111 197H110V196ZM147 195V196H146ZM164 195V196H163ZM175 195V194H174ZM187 195V194H185ZM85 196V197H83ZM88 196V197H87ZM92 197V198H89ZM121 196V197H120ZM141 196V197H140ZM144 196V197H143ZM87 197V198H86ZM94 197V198H93ZM101 197V198H100ZM115 197V198H114ZM126 197V198H125ZM164 197V198H163ZM86 198V199H85ZM96 198V200H95ZM113 198V199H112ZM144 198V199H143ZM94 199V200H93ZM166 199V198H165ZM98 200V202H97ZM117 200V201H116ZM123 200V202H122ZM96 201V202H95ZM87 202V203H86ZM125 202V203H124ZM134 202V204H133ZM110 203V204H109ZM119 203V204H118ZM126 203V204H127ZM148 205H147V204ZM152 203V204H151ZM106 204V205H105ZM112 204V205H111ZM110 205V206H109ZM144 207V208H143ZM151 207V208H150ZM96 208V209H95ZM148 208V209H146ZM98 209V210H97ZM140 209V210H138ZM144 209L146 211H144ZM140 211V212H139ZM150 211V212H149ZM7 212V213H6ZM4 212L2 215L0 214V218L2 219V216L4 218H6L7 216H13L12 217V221L14 219L15 216H17L16 213L15 215H12V213H9L8 211ZM108 212V211H107ZM107 212H105L103 215H106ZM143 214H142V213ZM145 212V213H144ZM147 212V215H146ZM19 211L17 218L20 217V215L23 217H26L27 215L21 213ZM142 214V215H141ZM25 215V216H24ZM50 216V217H49ZM29 216H27L26 218H19L21 219L20 221H22L24 224L22 226V230L23 233H25L26 237H28L30 235V240L29 238L27 240H29V242H31V240L33 238H35L36 236H38L39 234L43 237H41L42 239H45L46 237L48 238L50 236V240L52 241L53 245L51 244V248L53 246H56L54 249L58 248L62 251V253L64 252L62 250V248L64 247L65 252L71 253L69 251H73L74 249L77 250V256H80V254H83L85 250H83L85 247H83V243H81L79 240H77L76 238H70L71 240L68 239V234L67 232L70 231L69 227H66L65 225L62 226L61 228V223L60 225L53 229H61L58 230L60 231V235L62 236L63 239H60L61 236L59 235V239L55 238L54 235H56L58 232H56V234H54L53 232V221L51 219H53L52 215H46L47 220H44V222H50L52 223V225L47 224L46 222V229L47 225L52 226L51 229L49 230H44L45 228H42L44 225L40 227L38 225V223H34L32 221L33 225L31 224V219L28 218ZM120 217V216H119ZM9 221H11L9 219V217H7ZM15 217V220L17 219ZM147 218V219H146ZM18 220H14L12 224L16 223L19 221ZM24 219L26 221H24ZM29 219V221H28ZM122 219V218H121ZM6 220V221H2L0 223V228L1 231L4 233V231L9 227H10V222ZM8 221V222H7ZM28 221V222H27ZM150 221V223H149ZM4 223V224H2ZM9 224L7 227L5 226L6 224ZM30 223V224H29ZM146 223V224H145ZM153 220H148V221H143L142 225L144 227V229L148 230L151 229L152 225L156 226L157 223H155ZM11 224V225H12ZM43 224V223H42ZM160 223L158 222L157 225H159ZM147 225V226H146ZM151 227H150V226ZM57 226V223H56ZM146 226V227H145ZM6 227V229H4ZM28 227L31 228L32 231H30V228L28 229ZM60 227V228H59ZM65 229H64V228ZM117 227V226H115ZM125 227V226H124ZM50 228V227H49ZM69 228V229H68ZM122 229V227H120ZM153 228V227H152ZM113 230H115L114 228H112ZM120 229V230H121ZM7 229V232H9ZM27 232H26V231ZM39 231L36 232V231ZM69 230V231H68ZM119 230V231H120ZM28 231L31 232H36L34 234L35 237L31 236L33 235V233L29 234ZM42 231V232H41ZM112 231V230H111ZM116 231H118L116 229ZM113 232V233H116ZM138 231V230H137ZM125 232V231H124ZM22 233V235H24ZM29 235H28V234ZM70 233V232H69ZM118 233V232H117ZM120 233H122L120 231ZM136 234V232L134 233V235ZM28 235V236H27ZM46 235V236H45ZM65 235L67 236V239L64 238ZM45 236V237H44ZM136 236V235H135ZM33 237V238H32ZM40 238V236H38ZM54 239V241H53ZM65 239V241H64ZM48 240V239H46ZM58 240V241H57ZM61 240L64 242L61 243ZM78 244H74L75 242ZM34 241V240H32ZM73 241V243L70 246H72L73 250H69L68 249V244H70ZM70 242V243H68ZM67 243V244H66ZM81 243V244H80ZM75 245V246H74ZM81 245V246H80ZM58 246V247H57ZM66 246V250L65 249ZM61 247V248H60ZM83 248V249H82ZM57 249V250H58ZM71 249V248H70ZM78 249L80 250L78 252ZM59 250V251H60ZM75 250V251H76ZM81 250L83 251V253H81ZM61 253V252H60ZM75 254V252H73ZM79 254V255H78ZM62 255V254H61ZM76 256V255H75ZM84 264H86L84 262Z\"/></svg>",
  "mask_w": 264,
  "mask_h": 264
},
{
  "label": "bare ground",
  "instance_id": "6f19581e",
  "mask_svg": "<svg viewBox=\"0 0 264 264\" xmlns=\"http://www.w3.org/2000/svg\"><path fill=\"white\" fill-rule=\"evenodd\" d=\"M1 1V0H0ZM7 1H11V0H7ZM6 1V2H7ZM38 1V0H37ZM40 1V0H39ZM66 1V0H65ZM121 1V0H120ZM135 1V0H134ZM167 1V0H166ZM174 1H176V3H177V6H178V8H179V10H180V12L182 13V11H183V9H182V7L184 8V6H187L188 5V3H187V1H190V0H187L186 1V3H187V5H179V4H184L183 2L185 1H183L182 2V0H174ZM208 1V0H207ZM212 1V0H211ZM213 1H215L216 2V0H213ZM222 1H225V0H222ZM221 0H220V2L222 3V4H232V2H230L229 0L225 3V2H222ZM232 1V0H231ZM244 3H245V1L244 0H242ZM241 1V2H242ZM257 1H259V3L257 2ZM24 2H25V0H24ZM70 2V1H69ZM88 2V1H87ZM103 2V1H102ZM147 2H149V1H147ZM169 2V4H171L170 2H172L173 3V0H170V1H168ZM192 2V1H191ZM200 2H202V1H200ZM217 2H219V1H217ZM219 2V3H220ZM230 2V3H229ZM235 2V1H234ZM251 2V1H250ZM249 2V3H250ZM256 2V4L258 5H260V6H258V7H261V9L263 8L264 9V0H256L255 1ZM28 3V2H27ZM26 3V4H27ZM34 3V2H33ZM38 3V2H37ZM52 3V2H51ZM64 3V2H63ZM84 3H85V1H84ZM89 3V2H88ZM115 3V2H114ZM132 3V2H131ZM156 3V2H155ZM157 3H159L158 1H157ZM185 3V4H186ZM198 3V2H197ZM239 3V2H238ZM243 3V6L245 5ZM247 3H248V1H247ZM246 3V4H247ZM248 3V4H249ZM13 4V3H12ZM73 4V3H72ZM75 4V3H74ZM77 4H78V2H77ZM82 4V3H81ZM126 4V3H125ZM168 4V3H167ZM175 4V3H174ZM200 4V3H199ZM199 4L197 5V7L199 6ZM211 4H212V2H211ZM215 4V3H214ZM214 4H213V6H214ZM256 4H255V6H256ZM11 5V4H10ZM15 5V4H14ZM14 5H11V6H14ZM35 5V4H34ZM55 5H56V3H55ZM112 5H113V3H112ZM118 5V4H117ZM164 5V4H163ZM219 5V4H218ZM232 5H235V4H232ZM251 5V4H250ZM38 6V5H37ZM41 6V5H40ZM44 6V5H43ZM86 6V5H85ZM90 6V5H89ZM114 6V5H113ZM120 6V5H119ZM123 6V5H122ZM155 6H156V4H155ZM168 6H170V5H168ZM167 6V8H169ZM172 6V5H171ZM177 6H176V4H175V9L174 8H172V11H171V13L173 12V9H174V12H175V10L177 11ZM191 6V5H190ZM200 6H202L201 4H200ZM199 6V7H200ZM207 6V5H206ZM217 6V5H216ZM235 6H237V5H235ZM242 6V7H243ZM247 6V5H246ZM249 6V5H248ZM247 6V7H248ZM252 6V5H251ZM251 6H249L248 7V9L251 7ZM3 7V6H2ZM16 7H18V6H16ZM21 8L22 7H24V6H20ZM28 7H29V5H28ZM27 7V8H28ZM39 7V6H38ZM45 7V6H44ZM43 7V8H44ZM55 7V6H54ZM62 7V6H61ZM83 7V6H82ZM96 7V6H95ZM144 7H145V5H144ZM153 8H155L154 7V5L152 6ZM224 7V6H223ZM227 8H228V10L226 9V8H223V9H226L224 12H228L229 11V9L232 7H228V6H226ZM241 7V8H242ZM247 7H243L242 9L243 10H245L244 8H247ZM257 6H256V8H258ZM42 8V9H43ZM59 8V7H58ZM69 8V7H68ZM87 8V7H86ZM85 8V9H86ZM97 8V7H96ZM106 8V7H105ZM109 8V7H108ZM107 8V9H108ZM140 8V7H139ZM171 8H169V10H171ZM189 8H191V7H189ZM219 8V7H218ZM233 8V7H232ZM231 8V9H232ZM240 8V9H241ZM11 9V8H10ZM18 9H19V7H18ZM48 9V8H47ZM57 9V8H56ZM55 9V10H56ZM74 9V8H73ZM118 9V8H117ZM143 9V8H142ZM152 9V8H151ZM155 9H157V8H155ZM162 9V8H161ZM221 9V8H220ZM223 9H221L220 11H222V13H223ZM238 9H239V7H238ZM238 9L236 8V10L238 11ZM260 9V10H261ZM263 9H262V11H263ZM3 10H5V8L3 9ZM24 10V9H23ZM52 10V9H51ZM58 10V9H57ZM56 10V11H57ZM75 10V9H74ZM84 10V9H83ZM87 10V9H86ZM106 10V9H105ZM146 10H148L149 11V9H145L144 11L145 12H147ZM166 9H164L163 11H165ZM182 10V11H181ZM186 10H187V8H185V12H186ZM192 10V9H191ZM215 10V9H214ZM217 10V9H216ZM235 9H234V11L235 12H237ZM256 10H258L257 12H260V10L259 9H256ZM255 10V11H256ZM27 11V10H26ZM34 11V10H33ZM66 11H68V10H66ZM76 11V10H75ZM102 11V10H101ZM157 11V10H156ZM159 11V10H158ZM188 11H189V9H188ZM195 11V10H194ZM201 11V10H200ZM209 11V10H208ZM208 11H207V13H208ZM240 11V10H239ZM248 11H250V9L248 10ZM247 11V12H248ZM10 12V11H9ZM23 12V11H22ZM35 12V11H34ZM43 12V11H42ZM47 12V11H46ZM78 12V11H77ZM121 12L122 11H120V13H118L119 15L117 16V17H115V19L117 18V21L119 22V20H123V18H124V16H122L123 15V13H122V15H121ZM153 12H154V9H153ZM166 12H169V11H166ZM165 12V14L167 15V14H169V13H166ZM173 12V14L174 15H178L179 14V12H177L178 14H176V12L174 13ZM185 12H184V14L182 15V16H184L185 15ZM196 12V11H195ZM211 12V11H210ZM212 12H214V11H212ZM218 12V11H217ZM242 12H244V11H242ZM246 12V13H247ZM252 12V10L250 11V13ZM25 13V12H24ZM36 13H38V12H36ZM64 13V12H63ZM78 13H80V11L78 12ZM86 13V12H85ZM143 13V12H142ZM141 13V14H142ZM181 13H180V16H181ZM193 13V12H192ZM239 14H240V12H238ZM249 13V12H248ZM249 13V15L251 16V14ZM263 13H264V11H263ZM32 14V13H31ZM88 14V13H87ZM99 14V13H98ZM100 14H102V13H100ZM99 14V16H101ZM164 14V15H165ZM191 14V13H190ZM224 14V13H223ZM225 14H227V16H228V13H225ZM5 15V14H4ZM37 15V14H36ZM65 15H67V14H65ZM79 15V14H78ZM89 15V14H88ZM93 15V14H92ZM155 15V14H154ZM162 15V14H161ZM174 15H172L174 18H177L176 16H174ZM189 15V14H188ZM232 16L231 17H235L236 15L238 16H236L235 17V19L236 18H239V16H241V17H243L242 15H238L237 13H236V15L234 14L233 15V13L231 14ZM244 15V14H243ZM247 14H245V17H247L246 16ZM261 15V14H260ZM259 15V16H260ZM262 15H264V14H262ZM15 16V15H14ZM54 16V15H53ZM82 16V15H81ZM111 16V15H110ZM109 16V17H110ZM113 16H115V15H113ZM179 16V15H178ZM199 16V15H198ZM249 16V17H250ZM257 17V20H256V23L258 24V23H260L261 24V21H263L262 22V27L264 26V16H263V18H261V17ZM10 17V16H9ZM29 17V16H28ZM34 17H36V16H34ZM80 17V16H79ZM138 17V16H137ZM141 17V16H140ZM145 17H147V16H145ZM150 17H151V15H150ZM186 17H188V16H186ZM196 17V16H195ZM206 17V16H205ZM210 17V16H209ZM208 17V18H209ZM226 17V16H225ZM245 17H244V20L243 21H245ZM253 17V16H252ZM11 18V17H10ZM13 18H15V17H13ZM44 18V17H43ZM107 18V17H106ZM172 18V17H171ZM183 18V17H182ZM197 19H199L198 17H196ZM207 18V17H206ZM227 18V17H226ZM251 18V17H250ZM250 18H247V21H248V19L250 20ZM258 18H260L259 20H261V19H263V20H261L260 22H259V20H258ZM2 19V18H1ZM41 19V18H40ZM45 19V18H44ZM96 19V18H95ZM101 19H102V17H101ZM112 19V18H111ZM119 19V20H118ZM136 19V18H135ZM161 19V18H160ZM165 19V18H164ZM210 19V18H209ZM219 19V18H218ZM221 19H222V17H221ZM231 18H229V20H230ZM243 19V18H242ZM13 20V19H12ZM15 20V19H14ZM23 20V19H22ZM58 20V19H57ZM93 20V19H92ZM107 20H108V18H107ZM142 20H143V18H142ZM158 20H159V18H158ZM177 21H178V18L176 19ZM180 20V19H179ZM187 20V19H186ZM212 20V19H211ZM44 21V20H43ZM50 21V20H49ZM94 21V20H93ZM106 21V20H105ZM113 21V20H112ZM137 21V20H136ZM136 21H134L133 20V22L134 23H136L135 25H134V27H132V28H134V30L136 29H141V27L143 28V22H145V21H140V22H136ZM149 21V20H148ZM145 22V23H147V25H148V23H151V21L150 22ZM157 21V20H156ZM169 21V20H168ZM176 21V22H177ZM192 21V20H191ZM202 21V20H201ZM210 21V20H209ZM235 21V20H234ZM258 21V22H257ZM12 22V21H11ZM77 22V21H76ZM95 22V21H94ZM98 22V21H97ZM102 22V21H101ZM100 22V23H101ZM121 22V21H120ZM124 22V21H123ZM133 22H125L124 24L121 22V23H119L120 24V26L121 27H124V26H129V24H133ZM142 22V23H141ZM158 22V21H157ZM160 22V21H159ZM158 22V23H159ZM197 22H198V20H197ZM203 22L204 23H206V20L204 21L203 20ZM214 22V21H213ZM227 22V21H226ZM250 21H248V22H246V25H243V26H245L244 27V30L246 31V33L248 34V36L250 37L251 35H252V33H253V31H255L256 30V25H254V27H253V24H252V26H251V23L252 22H255V21H252L250 24H248ZM38 23V22H37ZM75 23V22H74ZM93 22H91V24H92ZM144 23V24H145ZM169 23V22H168ZM243 23V22H242ZM20 24V23H19ZM59 24V23H58ZM57 24V25H58ZM69 24H71V23H69ZM80 24V23H79ZM83 24H84V22H83ZM91 24H90V26H91ZM131 24V25H132ZM185 24V23H184ZM196 24V23H195ZM235 24H236V22H235ZM46 25V24H45ZM49 25V24H48ZM53 25V24H52ZM81 25V24H80ZM103 25H105V24H103ZM107 25H109V24H107ZM146 24H145V26H147ZM166 25V24H165ZM199 25V24H198ZM259 25V24H258ZM17 26V25H16ZM43 26V25H42ZM60 26V25H59ZM85 26V25H84ZM118 26V25H117ZM139 26V27H138ZM185 26V25H184ZM184 26H182V27H184ZM187 26V25H186ZM209 26V25H208ZM232 26V25H231ZM234 26V25H233ZM261 26H260V28H261ZM31 27V26H30ZM41 27V26H40ZM87 27V26H86ZM97 27V26H96ZM115 27H116V25H115ZM136 27V28H135ZM138 27V28H137ZM149 27H150V25H149ZM148 27V28H149ZM159 27V26H158ZM165 27H167V26H165ZM181 27V26H180ZM191 27V26H190ZM193 27V26H192ZM198 27V26H197ZM200 27V30H201V26H199ZM204 27V26H203ZM221 27V26H220ZM242 27V26H241ZM252 27H253V29H255V30H253L252 29ZM71 28V27H70ZM95 28V27H94ZM112 28V27H111ZM119 28V27H118ZM124 28H126V27H124ZM123 28V29H124ZM155 28V27H154ZM206 28V27H205ZM257 28H259V27H257ZM7 29V28H6ZM30 29V28H29ZM28 29V30H29ZM34 29V28H33ZM33 29H32V32H33ZM60 29V28H59ZM77 29H78V23H77ZM76 29V30H77ZM85 28H83V30H84ZM144 29V28H143ZM142 29V30H143ZM151 29V28H150ZM186 29V28H185ZM191 29V28H190ZM198 29V28H197ZM209 29V28H208ZM211 29V28H210ZM209 29V30H210ZM26 30V29H25ZM49 30V29H48ZM55 30V29H54ZM69 30V29H68ZM118 30V29H117ZM122 30V29H121ZM139 30H138V34H139ZM187 30V29H186ZM203 30V29H202ZM201 30V31H202ZM239 30V29H238ZM241 30H242V28H241ZM263 30H264V28H263ZM81 31V30H80ZM174 31H176V29L174 30ZM212 31V30H211ZM234 31V30H233ZM30 32V31H29ZM69 32V31H68ZM76 32H78V31H76ZM90 32V31H89ZM106 32V31H105ZM122 32V31H121ZM170 32V31H169ZM181 32V31H180ZM206 32V31H205ZM244 32V31H243ZM51 33V32H50ZM52 33H54V31L52 32ZM86 33V32H85ZM148 33V32H147ZM146 33V34H147ZM1 34V33H0ZM87 34V33H86ZM108 34V33H107ZM122 34V33H121ZM137 34V35H138ZM174 34L175 33H173V36H174ZM192 34H194V33H192ZM191 34V35H192ZM203 34V33H202ZM224 34V33H223ZM240 34V33H239ZM247 34H246V36H247ZM263 34H264V32H263ZM77 35H80V34H77ZM106 35V34H105ZM114 35V34H113ZM139 35H141V34H139ZM178 35V34H177ZM196 35V34H195ZM235 35V34H234ZM259 35V34H258ZM26 36V35H25ZM28 36V35H27ZM26 36V37H27ZM43 36V35H42ZM90 36V35H89ZM93 36V35H92ZM96 36V35H95ZM100 36V35H99ZM115 36V35H114ZM165 36V35H164ZM190 36V35H189ZM201 36V35H200ZM247 36V37H248ZM47 37V36H46ZM45 37V38H46ZM56 37V36H55ZM103 37V36H102ZM143 37H145V36H143ZM176 37V36H175ZM185 37V36H184ZM205 37V36H204ZM223 37V36H222ZM242 37V36H241ZM2 38V37H1ZM28 38V37H27ZM71 38H72V36H71ZM92 38V37H91ZM95 38V37H94ZM179 38V37H178ZM200 38V37H199ZM202 38V37H201ZM206 38V37H205ZM209 38V37H208ZM257 38H259V37H257ZM4 39V38H3ZM29 39V38H28ZM64 39V38H63ZM96 39V38H95ZM94 39V40H95ZM99 39V38H98ZM104 39V38H103ZM128 39V38H127ZM135 39V38H134ZM154 39V38H153ZM191 39H192V37L190 38V41H191ZM217 39V38H216ZM250 40L251 38H247V40ZM256 39V38H255ZM261 39H262V37H261ZM17 40V39H16ZM58 40V39H57ZM69 40V39H68ZM84 40V39H83ZM149 40V39H148ZM165 40V39H164ZM168 40V39H167ZM175 40V39H174ZM178 40V39H177ZM244 40V39H243ZM35 41V40H34ZM65 41V40H64ZM120 41V40H119ZM141 41H142V39H141ZM219 41H220V39H219ZM252 41V40H251ZM261 41V43H262V45H264V43L262 42V40H260ZM2 42V41H1ZM5 42V41H4ZM11 42V41H10ZM22 42V41H21ZM29 42V41H28ZM55 42V41H54ZM161 42V41H160ZM240 42V41H239ZM241 42H243V41H241ZM6 43V42H5ZM39 43V42H38ZM49 43V42H48ZM92 43V42H91ZM95 43V42H94ZM97 43V42H96ZM101 43V42H100ZM122 43V42H121ZM153 43V42H152ZM175 43V42H174ZM191 43V42H190ZM189 43V44H190ZM202 43V42H201ZM253 43V42H252ZM260 43V42H259ZM22 44V43H21ZM58 44V43H57ZM64 44H66V43H64ZM74 44V43H73ZM76 44H78V43H76ZM124 44V43H123ZM143 44V43H142ZM176 44H179L178 42L176 43ZM186 44V43H185ZM215 44V43H214ZM222 44V43H221ZM244 44V43H243ZM255 44V43H254ZM258 44V43H257ZM59 45H60V43H59ZM67 45V44H66ZM109 45H110V43H109ZM167 45H168V43H167ZM175 45V44H174ZM199 45V44H198ZM207 45V44H206ZM237 45H239V43L237 44ZM241 45H242V43H241ZM256 45V44H255ZM254 45V46H255ZM19 46H20V44H19ZM112 46V45H111ZM125 46V45H124ZM200 46V45H199ZM208 46V45H207ZM69 47V46H68ZM157 47V46H156ZM175 47H176V45H175ZM187 47H188V45H187ZM211 47V46H210ZM216 47V46H215ZM222 47V46H221ZM220 47V48H221ZM239 47V46H238ZM238 47H236V48H238ZM245 47H247V46H245ZM251 47V46H250ZM256 47V46H255ZM260 47V46H259ZM27 48H29V47H27ZM63 48V47H62ZM116 48V47H115ZM115 48H113L112 47V49H115ZM118 48V47H117ZM158 48H159V46H158ZM177 48L179 49V48H182L181 46H179L178 47V45H177ZM176 48V49H177ZM183 48H185V46L183 47ZM189 48V47H188ZM231 48V47H230ZM35 49V48H34ZM101 49L102 48H100V51H101ZM111 49V50H112ZM129 49H130V47H129ZM145 49V48H144ZM143 49V51H145ZM161 50H163L162 49V46H161V48H160ZM175 49V50H176ZM178 49H177V52H178ZM193 49H194V47H193ZM205 49V48H204ZM209 49V48H208ZM213 49V48H212ZM30 50V49H29ZM28 50V51H29ZM92 50H94V49H92ZM109 51L108 52H111V50L110 49H108ZM117 49H115V52H114V50H112V53L114 52V53H116V54H112V57L114 58L113 60H115V58H117V60H118V58L120 59V58H122L121 56H120V54H121V52H119L118 50L116 51ZM128 50V49H127ZM132 51H130L129 53H137V54H139L138 52L139 51H137V50H135V49H131ZM159 50V49H158ZM174 50V51H175ZM180 50V49H179ZM192 50V49H191ZM202 50V49H201ZM237 50V49H236ZM238 50H239V48H238ZM262 51H263V49H261ZM260 49H259V51H261ZM11 51V50H10ZM44 51V50H43ZM82 51V50H81ZM96 51V50H95ZM104 51H106V50H104ZM166 51V50H165ZM165 51H163V52H165ZM183 52V53H181V54H179L180 52ZM181 51L178 53V57L176 58V60L175 61H177V62H175V61H173V64H175L174 66H175V68L176 67H178L179 65H184L183 64V62H185L184 61V59L183 58H186L187 56L188 57H191V56H189L186 52H184L183 51V49H181ZM188 51V50H187ZM198 52H201L202 53V51H200V49L199 50H197ZM233 51V50H232ZM253 51V50H252ZM262 51H261V53H262ZM19 52V51H18ZM33 52V51H32ZM48 52V51H47ZM55 52V51H54ZM98 52H99V50H98ZM107 52V53H108ZM123 53H124V50L122 51ZM162 52V53H163ZM176 52V51H175ZM228 52V51H227ZM238 52V51H237ZM247 52V51H246ZM24 53V52H23ZM77 53V52H76ZM92 53V52H91ZM126 53V52H125ZM129 53H127V54H125V55H128ZM143 53H145V55L143 56L142 55V57H143V59L145 60V61H147V60H149V59H151V61L153 62V59L155 58H152V55H154L155 54V52H153V51H151V53H150V50L149 51H145V52H143ZM154 53V54H153ZM159 53V52H158ZM169 53V52H168ZM185 53L187 54V56L185 55ZM255 53V52H254ZM32 54V53H31ZM101 54V53H100ZM118 54H119V57H118ZM182 54L183 55H185L183 58H182ZM194 54V53H193ZM220 54V53H219ZM233 54V53H232ZM256 54V53H255ZM38 55V54H37ZM55 55V54H54ZM64 55V54H63ZM74 55V54H73ZM85 55V54H84ZM83 55V56H84ZM95 55V54H94ZM132 55V54H131ZM165 55V54H164ZM163 55V56H164ZM181 55V56H180ZM192 55V54H191ZM212 55H214V54H212ZM239 55V54H238ZM238 55H237V57H238ZM248 55V54H247ZM258 55H260V53L258 54ZM39 56V55H38ZM47 56V55H46ZM49 56V55H48ZM61 56V55H60ZM114 56H116V57H114ZM124 56V55H123ZM162 56V55H161ZM206 56V55H205ZM240 56V55H239ZM250 56H251V58H250ZM17 57V56H16ZM22 57V56H21ZM95 57V56H94ZM111 58V56H109V54L107 55V57L105 58V60L107 59V58ZM130 60H131V58H130V56L128 55L127 56ZM151 57V58H150ZM157 57V56H156ZM182 58L183 59V61L182 62H180V63H178L179 62V58ZM201 57V56H200ZM260 57V56H259ZM259 57H257V58H252V55H250V53H249V58L250 59H252V60H254V59H259ZM56 58V57H55ZM66 58V57H65ZM68 58V57H67ZM77 58V57H76ZM80 58H82V57H80ZM99 58V57H98ZM108 58V59H109ZM181 58H180V60H181ZM203 58V57H202ZM245 58V57H244ZM27 59H29L28 58V56H27ZM107 59V61L109 62H111V64L112 63H114V62H112L111 60H112V58L111 59H109L108 60ZM128 59V62L130 63L131 61ZM142 59V58H141ZM166 59V58H165ZM188 59H190V58H188ZM191 59H192V57H191ZM201 59V58H200ZM205 59V58H204ZM239 59V58H238ZM71 60H72V58H71ZM98 60V59H97ZM116 60V61H117ZM198 60V59H197ZM212 60V59H211ZM215 60V59H214ZM219 60V59H218ZM246 60H247V58H246ZM251 60V61H252ZM260 60V59H259ZM264 60V53H263V56H262V58H261V61H263ZM13 61L14 60H12L11 62L13 63ZM121 61V60H120ZM190 61V60H189ZM192 61V60H191ZM190 61V63H192ZM195 61V60H194ZM200 61V60H199ZM198 61V62H199ZM256 61V60H255ZM261 61H258V63L260 64L261 63ZM10 62V63H11ZM20 62V61H19ZM22 62V61H21ZM30 62V61H29ZM56 62V61H55ZM62 62V61H61ZM93 62V61H92ZM105 62V61H104ZM139 62V61H138ZM141 62H142V60H141ZM149 62V61H148ZM154 62H157V61H154ZM196 62V61H195ZM198 62L195 64H193V66H195V65H197L198 64ZM210 62V61H209ZM236 62V61H235ZM0 63L2 64L3 62H1L0 61ZM8 63H9V61H8ZM9 63V64H10ZM27 63V62H26ZM43 63V62H42ZM81 63V62H80ZM123 63V62H122ZM132 63H134V61L132 62ZM143 63V62H142ZM145 63H147V62H145ZM149 63H151V62H149ZM186 64H187V62H185ZM238 63V62H237ZM253 64H254V62H252ZM15 64V63H14ZM21 64V63H20ZM30 64V63H29ZM66 64V63H65ZM64 64V65H65ZM96 64V63H95ZM144 64V63H143ZM142 64V65H143ZM163 64V63H162ZM188 64H189V62H188ZM191 64V65H192ZM205 64V63H204ZM207 64H208V62H207ZM221 64V63H220ZM264 64V63H263ZM8 65V64H7ZM10 65H12V64H10ZM16 65V64H15ZM25 65V64H24ZM43 65V64H42ZM50 65V64H49ZM77 65V64H76ZM91 65V64H90ZM145 65V64H144ZM143 65V66H144ZM181 65V66H182ZM229 65V64H228ZM231 65H232V63H231ZM246 65V64H245ZM248 65V64H247ZM261 65H262V63H261ZM6 66V65H5ZM13 66V65H12ZM31 66V65H30ZM162 66V65H161ZM169 66H171V65H169ZM168 66V67H169ZM181 66H179L180 67V69H184L183 67H181ZM186 66V65H185ZM216 66V65H215ZM257 66V65H256ZM260 66V65H259ZM51 67V66H50ZM74 67V66H73ZM113 67V66H112ZM123 67V66H122ZM130 67V66H129ZM163 67H165V66H163ZM233 67V66H232ZM13 68V67H12ZM22 68V67H21ZM57 68V67H56ZM77 68V67H76ZM107 68H108V64H107ZM118 68V67H117ZM145 68V67H144ZM147 68V70L144 72V74L145 73H147L148 75H153V73L155 72V70H156V66L154 65V66H151L150 67V65H149V67H146ZM192 68V67H191ZM195 68H196V66H195ZM198 68H202L201 67V65H199L198 64ZM197 68V69H198ZM204 68V67H203ZM203 68H202V70H203ZM210 68V67H209ZM216 68H217V66H216ZM255 68V67H254ZM17 69V68H16ZM31 69V68H30ZM50 69H52V68H50ZM79 69V68H78ZM174 69V68H173ZM180 69H178V70H180ZM228 69V68H227ZM233 69V68H232ZM237 69V68H236ZM236 69H235V71H236ZM241 69V68H240ZM239 68H238V70H240ZM245 69V68H244ZM29 70V69H28ZM32 70V69H31ZM55 70V69H54ZM66 70V69H65ZM108 70H111V69H109L108 68ZM145 70V69H144ZM171 70V69H170ZM213 70V69H212ZM224 70H226L225 68H224ZM248 70V69H247ZM252 70H254L253 68H252ZM9 71V70H8ZM21 71V70H20ZM49 71V70H48ZM91 71V70H90ZM139 71V70H138ZM137 71V72H138ZM157 71V70H156ZM177 71V70H176ZM193 71V70H192ZM197 71V70H196ZM204 71V70H203ZM221 71V70H220ZM228 71V70H227ZM251 71V70H250ZM257 71V70H256ZM14 72V71H13ZM16 72V71H15ZM18 72V71H17ZM45 72V71H44ZM72 72V71H71ZM171 72V71H170ZM180 72H182L181 70H180ZM198 72H200V71H198ZM218 72V71H217ZM225 72V71H224ZM231 72H232V70H231ZM240 72H241V70H240ZM243 72H245V71H243ZM254 72V71H253ZM8 73V72H7ZM54 73V72H53ZM65 73V72H64ZM113 73V72H112ZM152 73V74H151ZM179 73V72H178ZM185 72H184V70H183V74H184ZM205 73V72H204ZM209 73V72H208ZM220 73V72H219ZM223 73V72H222ZM226 73V72H225ZM229 73V72H228ZM250 73V72H249ZM30 74V73H29ZM102 74V73H101ZM177 74V73H176ZM207 74V73H206ZM211 74V73H210ZM247 74V76H246V78L248 77V76H252L251 74H249L248 75V73H246ZM253 74V73H252ZM5 75H7V74H5ZM17 75V74H16ZM37 75V74H36ZM98 75V74H97ZM164 75H166V73L164 74ZM172 75V74H171ZM175 75V74H174ZM177 75H179V74H177ZM182 75V74H181ZM185 75V74H184ZM197 75V74H196ZM195 75V76H196ZM202 75V74H201ZM232 75V74H231ZM234 75V74H233ZM240 75V74H239ZM244 74H242V76H243ZM255 75V76H254ZM254 80H255V82H256V84H255V88H253L256 92H254L253 93V90L252 91H248L247 93H243L244 95H245V98H246V94H248V97L246 98V99H248V102H244V108L245 107H248L247 109L249 110L248 112L250 113V111L251 112H253L254 113V118L252 117V119H250L249 117V122H248V124H245V123H247V122H243L244 124H242L241 122H240V120H242L241 118H238V116L236 115V113L238 112V110L235 108H233L232 106H229V104H228V106H229V108H228V110L230 111V112H232V111H235V114H233V112H232V114H231V117H233V116H236L239 120V122L243 125V128H244V125H246V127H247V125H248V128L247 129H245L244 128V130H241V129H243V128H241L240 130L242 131V132H244L245 133V136H244V139H248V138H245L247 135H249L250 133H254L255 132V134L256 135H258V133H259V135L260 134H262V135H264V131L263 130H261V129H263L264 128V70H263V68H262V70H260L259 72H257V73H254ZM57 76V75H56ZM69 76V75H68ZM67 76V77H68ZM75 76V75H74ZM85 76V75H84ZM162 76V75H161ZM173 76V75H172ZM195 76H194V78H195ZM230 76V75H229ZM49 77V76H48ZM86 77V76H85ZM112 77V76H111ZM152 77L153 76H151L150 78L152 79ZM166 77V76H165ZM175 77V76H174ZM180 78V80L181 79H185V78H181V77H183V76H179ZM184 77H186V76H184ZM200 77V74H198V78ZM204 77H205V75H204ZM208 77V76H207ZM234 77V76H233ZM244 77V76H243ZM243 77H242V79H243ZM2 78V77H1ZM30 78V77H29ZM65 78V77H64ZM138 78V77H137ZM192 77H190L189 79H191ZM193 78V79H194ZM215 78V77H214ZM237 78V77H236ZM240 78V77H239ZM246 78L244 77V79L246 80ZM25 79V78H24ZM147 79V78H146ZM155 79V78H154ZM159 79V78H158ZM157 79V80H158ZM164 79V78H163ZM162 79V80H163ZM188 79V78H187ZM188 79V80H189ZM207 79H209V78H207ZM230 79V78H229ZM229 79H227V80H229ZM238 79V78H237ZM248 79V78H247ZM12 80V79H11ZM161 80V79H160ZM168 80V79H167ZM203 80V79H202ZM206 80V79H205ZM204 80V81H205ZM219 80V79H218ZM220 80H222L221 78H220ZM230 80H232V79H230ZM241 80V79H240ZM252 79H250V81H251ZM257 80V81H256ZM7 81V80H6ZM25 81V80H24ZM35 81V80H34ZM75 81V80H74ZM139 81V80H138ZM156 81V80H155ZM177 81V80H176ZM191 81H192V79H191ZM203 81V83H207L208 82V80H206L205 82ZM225 81H226V79H225ZM244 81V80H243ZM33 82V81H32ZM70 82V81H69ZM72 82V81H71ZM80 82V81H79ZM83 82H85L84 80H83ZM93 82V81H92ZM110 82V81H109ZM115 82V81H114ZM166 82V81H165ZM178 82V81H177ZM195 82V83H194ZM193 82V84H196L197 85V82H196V80ZM202 82V81H201ZM200 82V83H201ZM210 82V81H209ZM208 82V83H209ZM215 82V81H214ZM213 82V83H214ZM227 82V81H226ZM240 82V81H239ZM249 82V81H248ZM1 83V82H0ZM26 83V82H25ZM75 83V82H74ZM73 83V84H74ZM121 83V82H120ZM125 83H126V81H125ZM137 83V82H136ZM192 83V82H191ZM199 83V82H198ZM213 83H211V84H213ZM223 83V82H222ZM231 83H233V82H231ZM65 84V83H64ZM76 84V83H75ZM114 84H116V83H114ZM153 83L151 82V81H145L139 88L140 89H143L144 90V92H145V94H144V97H145V95H146V97H147V95L148 96H150L149 97V99H147V100H151V92H153V88L155 87V85H152ZM169 84V83H168ZM192 84V85H193ZM221 84V83H220ZM219 84V85H220ZM234 84V83H233ZM252 84V83H251ZM11 85V84H10ZM133 85V84H132ZM140 84H138V86H139ZM144 85V86H143ZM172 85V84H171ZM196 85L194 86V87H196ZM208 85V84H207ZM222 85H224V84H222ZM226 86H227V84H225ZM232 85V84H231ZM240 85V84H239ZM25 86V85H24ZM49 86V85H48ZM101 86V85H100ZM99 86V87H100ZM125 86V85H124ZM123 86V87H124ZM136 86H137V84H136ZM154 86V87H153ZM168 86V85H167ZM175 86H177V84L175 85ZM185 86V85H184ZM204 86V85H203ZM211 86V85H210ZM216 86V85H215ZM233 86V85H232ZM231 86V87H232ZM238 86V85H237ZM243 86V85H242ZM246 86V85H245ZM252 86V87H253ZM35 87V86H34ZM45 87V86H44ZM57 87V86H56ZM131 87V86H130ZM142 87V88H141ZM165 87V86H164ZM163 87V88H164ZM197 87H200V85H198ZM231 87H229V86H227L226 88H231ZM239 87V86H238ZM248 87V86H247ZM97 88H98V86H97ZM120 88V87H119ZM118 88V89H119ZM135 88V87H134ZM134 88H132V90L134 89ZM220 88V87H219ZM225 88V89H226ZM246 88V87H245ZM244 88V89H245ZM3 89V88H2ZM59 89V88H58ZM67 89V88H66ZM122 89V88H121ZM129 89H131V88H129ZM159 89H161V88H159ZM168 89V88H167ZM192 89V88H191ZM190 89V90H191ZM234 89V88H233ZM238 89V88H237ZM15 90V89H14ZM124 90V89H123ZM166 90V89H165ZM206 90H208V89H206ZM211 90V92H212V90H214V89H210ZM230 90V89H229ZM228 90V91H229ZM245 90H247V89H245ZM243 91V92H246V91ZM3 91V90H2ZM62 91V90H61ZM89 91V90H88ZM97 91V90H96ZM118 91V90H117ZM159 91V90H158ZM161 91V90H160ZM169 91H170V89H169ZM173 91V90H172ZM194 91V90H193ZM193 91H192V93H193ZM221 91V90H220ZM238 91V90H237ZM239 91H240V89H239ZM5 92V91H4ZM59 92V91H58ZM110 92V91H109ZM126 92V91H125ZM143 92V93H144ZM155 92H157V91H155L154 90V94H155ZM191 92V91H190ZM234 92V91H233ZM1 93V92H0ZM101 93H102V91H101ZM118 93V92H117ZM122 93V92H121ZM158 93V92H157ZM157 93L155 94V95H157ZM166 93H167V91H166ZM173 93V92H172ZM223 93V92H222ZM241 93V92H240ZM9 94V93H8ZM36 94V93H35ZM106 94V93H105ZM105 94H104V97H106L107 96V94H106V96H105ZM112 94V93H111ZM115 94V93H114ZM161 94H162V92H161ZM161 94H159V96L161 97ZM168 94H170L169 92H168ZM219 94V93H218ZM229 94H231V95H233L232 94V92L231 93H229ZM229 94H228V101L227 102H229L230 103V101L229 100H231V98H229V97H231V96H229ZM237 94H238V92H237ZM67 95H69V94H67ZM66 95V96H67ZM76 95V94H75ZM84 95V94H83ZM117 95V94H116ZM122 95V94H121ZM124 95V94H123ZM143 95V94H142ZM154 95V96H155ZM196 95V91H195V94H194V96ZM240 95V94H239ZM1 96V95H0ZM46 96V95H45ZM57 96V95H56ZM60 96V95H59ZM120 96V95H119ZM154 96H152V98L154 97ZM166 96V95H165ZM170 96V95H169ZM203 96V95H202ZM221 96V95H220ZM223 96H224V94H223ZM235 96V95H234ZM30 97V96H29ZM78 97V96H77ZM110 97V96H109ZM128 97V96H127ZM156 97V96H155ZM158 97V96H157ZM153 98V100L154 101H156L157 102V100H155V99H158V98ZM164 97V96H163ZM167 97V96H166ZM192 97V96H191ZM225 97V96H224ZM241 97V96H240ZM47 98V97H46ZM68 98H69V96H68ZM73 98V97H72ZM91 98V97H90ZM165 98V97H164ZM202 98V97H201ZM239 98V97H238ZM16 99V98H15ZM44 99V98H43ZM64 99V98H63ZM120 99V98H119ZM126 99V98H125ZM131 99V98H130ZM146 99H142V100H137V101H135L134 103L136 104V106H143L144 108H145V105H146ZM191 99H193V98H191ZM194 99H195V97H194ZM209 99V98H208ZM216 99V98H215ZM244 100V101H247V100ZM106 100V99H105ZM117 100V99H116ZM127 100V99H126ZM168 100V99H167ZM207 100V99H206ZM211 100H214L213 98L211 99ZM218 100V99H217ZM236 100V99H235ZM239 100V99H238ZM4 101V100H3ZM22 101V100H21ZM42 101V100H41ZM99 101V100H98ZM152 101V100H151ZM154 101L151 103L150 102V104L152 105V106H154V107H151V109L152 108H155V106H156V104L154 105L153 103H154ZM161 100H158V102H160ZM186 101H190V100H188V99H186ZM194 101V100H193ZM254 101V102H253ZM62 102V101H61ZM85 102V101H84ZM116 102V101H115ZM119 102V101H118ZM117 102V103H118ZM155 102V103H156ZM158 102H157V106H158ZM173 102V101H172ZM203 102V101H202ZM232 102V101H231ZM2 103V102H1ZM82 103V102H81ZM87 103V102H86ZM110 103V102H109ZM133 103V104H134ZM184 103V102H183ZM186 103V102H185ZM44 104V103H43ZM46 104V103H45ZM48 104V103H47ZM62 105L64 104V101H63V103H61ZM89 104V103H88ZM103 104V103H102ZM134 104V105H135ZM166 104V103H165ZM202 104H204V103H202ZM211 104V103H210ZM231 104H233V103H230V105ZM238 104V103H237ZM20 105H21V103H20ZM27 105V104H26ZM41 105H42V103H41ZM53 105V104H52ZM76 105H78V104H76ZM107 105V104H106ZM125 105V104H124ZM147 105H149V103H148V101H147ZM151 105H149V106H151ZM192 105V104H191ZM207 105V104H206ZM233 105H235V104H233ZM57 106V105H56ZM81 106V105H80ZM148 106V108L150 109V107ZM193 106V105H192ZM209 106V105H208ZM30 107V106H29ZM96 107V106H95ZM116 107V106H115ZM125 107V106H124ZM139 107V108H140ZM159 107H161V106H159ZM164 107H165V105H164ZM198 107V106H197ZM226 107H227V105H226ZM225 107V108H226ZM232 109H231V108ZM241 107H242V105H241ZM240 107V109H242ZM21 108H22V106H21ZM37 108H39V107H37ZM144 108H142V109H144ZM147 108V109H148ZM166 108V107H165ZM194 108V107H193ZM46 109H47V107H46ZM86 109V108H85ZM85 109H83V110H85ZM120 109V108H119ZM150 109V110H151ZM161 109V108H160ZM253 109V110H252ZM10 110V109H9ZM29 110V109H28ZM36 110V109H35ZM121 110V109H120ZM125 110V109H124ZM128 110V109H127ZM135 110V109H134ZM141 110V109H140ZM153 110V109H152ZM167 110V109H166ZM225 110V109H224ZM123 111V110H122ZM169 111V110H168ZM244 111V110H243ZM247 111V110H246ZM1 112V111H0ZM12 112V111H11ZM44 112V111H43ZM119 112V111H118ZM127 112V111H126ZM126 112H125V114H126ZM162 112V111H161ZM202 112V111H201ZM221 112V111H220ZM245 112V111H244ZM10 113V112H9ZM29 113V112H28ZM30 113H32V112H30ZM34 113V112H33ZM63 113V112H62ZM88 113V112H87ZM122 113V112H121ZM200 113V112H199ZM228 113V112H227ZM227 113H226V117H228L229 116V118L228 119H230L231 117H230V113H228L229 115L227 116ZM7 114V113H6ZM48 114V113H47ZM111 114V113H110ZM128 114H129V112H128ZM133 114V113H132ZM169 114V113H168ZM188 114V113H187ZM194 114V113H193ZM240 114V113H239ZM246 114V113H245ZM139 115V114H138ZM137 115V116H138ZM141 115V114H140ZM172 115V114H171ZM189 115V114H188ZM197 115V114H196ZM202 115V114H201ZM233 115V116H232ZM35 116V115H34ZM45 116V115H44ZM70 116V115H69ZM68 116V117H69ZM119 116V115H118ZM200 116V115H199ZM31 117V116H30ZM40 117V116H39ZM43 117V116H42ZM51 117H52V115H51ZM123 117V116H122ZM134 117H135V115H134ZM173 117V116H172ZM218 117V116H217ZM236 117H233V118H236ZM245 117V116H244ZM25 118V117H24ZM27 118V117H26ZM32 118V117H31ZM36 118V117H35ZM56 118H57V116H56ZM60 118V117H59ZM63 118V117H62ZM65 118V117H64ZM127 118V117H126ZM133 118V117H132ZM161 118H163V117H161ZM181 118V117H180ZM190 118V117H189ZM195 119H196V117H194ZM193 118V119H194ZM206 118H207V115H206ZM14 119V118H13ZM48 119H49V117H48ZM156 119V118H155ZM193 120L194 122L196 121V120ZM222 119H224V121L226 120V122H223V120ZM222 119H220V120H222V121H220V120H218V122H222V124L223 123H227L228 122V120H227V118L225 119V118H222ZM245 119V118H244ZM247 119V118H246ZM245 119V120H246ZM2 120V119H1ZM0 120V121H1ZM6 120V119H5ZM12 120V119H11ZM15 120V119H14ZM191 121H192V119H190ZM237 120V119H236ZM236 120H234V119H232L231 118V120H229V122H230V125H229V123H227L229 126H231L232 124H234L235 122L234 121H236ZM248 120H246V121H248ZM10 121V120H9ZM42 121H43V119H42ZM119 121H121V120H119ZM158 121H160V120H158V119H156V122L155 121H153L152 123H153V126H157V124L158 125H160L161 126V124H162V122L160 121V123L161 124H159V122ZM174 121V120H173ZM172 121V122H173ZM191 121H190V124H191ZM198 121V122H197ZM197 121L195 122V123H198L199 124V120L197 119ZM215 121V123L217 124L216 125V128H217V126L218 127H220V123H217L216 121L217 120H214ZM213 121V122H214ZM233 123H232V122ZM23 122V121H22ZM21 122V123H22ZM33 122V121H32ZM31 122V123H32ZM37 122V121H36ZM45 122V121H44ZM62 122V121H61ZM70 122V121H69ZM76 122V121H75ZM78 122V121H77ZM99 122V121H98ZM138 122V121H137ZM158 122V123H157ZM170 122V121H169ZM180 122V121H179ZM193 122V123H194ZM237 122V121H236ZM27 123H29V121L27 122ZM39 123V122H38ZM113 123V122H112ZM117 123V122H116ZM120 123H122V122H120ZM165 123H167V125L169 124L170 125V123H168V122H165ZM192 123V124H193ZM232 123V124H231ZM251 125H250V124ZM20 124V123H19ZM54 124H55V122H54ZM57 124V123H56ZM64 124V123H63ZM189 124V123H188ZM209 124V123H208ZM227 124H225L226 126H227ZM17 125V124H16ZM43 125V124H42ZM70 125V124H69ZM124 125V124H123ZM163 125H165V124H163ZM213 125H215L214 123H213ZM224 124L222 125V127L224 128V126H225ZM234 125H236V123L234 124ZM239 123H238V127H239ZM242 125H241V127H242ZM6 126V125H5ZM8 126V125H7ZM6 126V127H7ZM24 126H26V125H24ZM35 126V125H34ZM50 126V125H49ZM94 126V125H93ZM110 126V125H109ZM188 126V125H187ZM190 126V125H189ZM210 126V125H209ZM31 127V126H30ZM42 127V126H41ZM44 127V126H43ZM47 127V126H46ZM117 127V126H116ZM122 127V126H121ZM142 127V126H141ZM144 127V126H143ZM159 127V126H158ZM191 127V126H190ZM231 127H237V126H231ZM231 127H230V129H231ZM8 128V127H7ZM16 128V127H15ZM49 128V127H48ZM47 128V129H48ZM53 128H54V126H53ZM58 128V127H57ZM138 128V127H137ZM136 128V129H137ZM201 128H204V127H202L201 125H200V129L199 128H196V132L194 131V134L192 133V132H187V134L190 136H188V135H186L185 133V135L183 136V134H182V132L180 133V134H176V135H171L170 136V134L173 132H171V133H168L169 134V136H168V134H167V131H166V134H163V133H160V134H156L157 136H156V143H158V144H160V145H165L163 148H162V152H160L159 150H157V151H153V152H151V153H149L148 151H146L147 149H143L144 148V146H143V148H142V146H139V150L137 149V147H132L131 148V154H136V149H137V151L138 152H140V154H143L144 156L146 155V157H147V155H148V158H150V159H152V161L154 162V164H155V166H157V165H160L161 163H163V162H166L167 160H170V159H168L167 158V160H166V158H165V156L167 155V156H170L171 155V158L172 157H174L175 158V156H179L180 154H178V155H176L177 153H179L178 151H176V150H178V149H180L181 150V148H185L184 150H186V146H184V147H182V144H183V141H180V139H182V140H184L185 138L184 137H188V143L189 144H194L197 140H198V144H200V146H201V142L200 141H202V140H204V141H202V144L204 143V144H206V141H208L209 142V140H205L204 138H203V133H204V131H202L201 130ZM227 128H228V126H227ZM21 129V128H20ZM40 129V128H39ZM64 129V128H63ZM158 129V128H157ZM165 129V128H164ZM168 129V128H167ZM193 129V128H192ZM206 129V128H205ZM208 129V128H207ZM220 130H222L221 129V127L219 128ZM218 129V130H219ZM224 129H226V127L224 128ZM223 129V131L222 132H224L225 130ZM233 129V128H232ZM37 130V129H36ZM41 130V129H40ZM74 130V129H73ZM135 130V129H134ZM198 130V131H197ZM204 130V129H203ZM212 130H213V128H212ZM228 130V129H227ZM234 130V129H233ZM236 130H238V129H236L235 128V131ZM259 130H261V133H260V131ZM18 131V130H17ZM59 131V130H58ZM62 131V130H61ZM80 131V130H79ZM115 131H117V130H115ZM142 131V130H141ZM230 131H232V130H230ZM235 131H232V133L234 134V135H232V138L234 137V136H236V137H238V136H240L237 132H236V135H235ZM3 132V131H2ZM20 132V131H19ZM33 132V131H32ZM131 132V131H130ZM184 132V131H183ZM208 132V131H207ZM227 132V131H226ZM229 132V131H228ZM241 132V133H242ZM263 132V133H262ZM58 133V132H57ZM64 133V132H63ZM82 133H83V131H82ZM143 133V132H142ZM141 133V134H142ZM192 133V134H191ZM214 133V132H213ZM219 133V132H218ZM225 133V132H224ZM229 133H231V132H229ZM231 133V134H232ZM240 133V132H239ZM243 133V134H244ZM14 134V133H13ZM39 134H41V133H39ZM67 134V133H66ZM173 134H175L174 132H173ZM191 134V135H190ZM228 134V133H227ZM227 134H225V135H227ZM230 134V135H231ZM237 134H238V136H237ZM242 134V135H243ZM247 134V135H246ZM252 134H250V135H252ZM255 134H253L252 135V137H253V140H254V142H253V145L255 144V142H257V140H255L256 138H262V136H255ZM121 135V134H120ZM123 135V134H122ZM146 135V134H145ZM207 135V134H206ZM240 136L239 137V140H241L240 138L242 137V139H243V136ZM250 135H249V141L251 140V137H250ZM11 136V135H10ZM27 136H28V134H27ZM27 136H25V137H27ZM34 136V135H33ZM125 136V135H124ZM136 136H138V134H136ZM153 136H155V134L153 135ZM6 137V136H5ZM83 137V136H82ZM213 137H214V135H213ZM229 136L227 135V139L226 140H228V139H230V138H228ZM236 137H234L233 139L235 140V138ZM256 137V138H255ZM28 138V137H27ZM30 138H31V136H30ZM33 138V137H32ZM75 138V137H74ZM131 138V137H130ZM137 138V137H136ZM192 139V141H191V139ZM220 138V137H219ZM263 138H264V136H263ZM16 139V138H15ZM21 139V138H20ZM37 139V138H36ZM77 139V138H76ZM120 139V138H119ZM143 139V138H142ZM172 139H175V140H179V141H177V142H179L180 144H181V146H178V148L175 150V147L178 145V143L176 144L174 141L172 142V144H171V142H169V141H171ZM207 139H210L208 136H207ZM212 139V138H211ZM232 139V140H233ZM238 138H236V140H237ZM244 139H243V141H244ZM10 140V139H9ZM12 140V139H11ZM24 140V139H23ZM30 140V139H29ZM50 140V139H49ZM55 140V139H54ZM86 140V139H85ZM129 140V139H128ZM149 140V139H148ZM167 140H169L168 142V144H167ZM193 140L195 141L194 143H190L189 141H191V142H193ZM213 140H215V139H213ZM213 140H211L209 143L207 142V144L206 145H209L210 143H212L211 145L213 146V145H217V141L220 143V141L219 140H215L216 141V144H214L215 143V141H213ZM225 140V141H226ZM231 140V141H232ZM235 140V142H232V143H234V145H235V143L236 142H239V141H236ZM261 140V139H260ZM17 141H18V139H17ZM31 141V140H30ZM53 141V140H52ZM56 141V140H55ZM59 141V140H58ZM109 141V140H108ZM112 141V140H111ZM120 141V140H119ZM132 141V140H131ZM139 141V140H138ZM184 141H186V140H184ZM222 141V140H221ZM248 141V140H247ZM247 141H245L246 143H247ZM249 141H248V143H249ZM36 142V141H35ZM51 142V141H50ZM116 142V141H115ZM200 142V143H199ZM214 142V143H213ZM224 142V141H223ZM227 142H230V141H227ZM242 142V141H241ZM241 142H239L242 146H245L244 145V143L242 144ZM261 142V141H260ZM259 142V143H260ZM264 142V140L262 139V142L261 143H263ZM5 143H6V141H5ZM17 143H19V142H17ZM60 143H62V142H60ZM146 143V142H145ZM167 145H166V144ZM175 143V144H174ZM197 143V142H196ZM248 143H247V145H248ZM258 142H257V144H255L253 147H252V143L250 144V147L248 148V149H251V151L250 152H252L253 153V151L254 152H258L257 154L260 156V153H262L263 152V150H264V143L261 145V144H259ZM28 144V143H27ZM26 144V145H27ZM80 144V143H79ZM84 144V143H83ZM139 144V143H138ZM197 144V145H198ZM204 144H203V146H204ZM221 144H223V146H224V143H220V146H219V148H218V145L217 146H215L216 148V150H218V155L217 156H215V158L217 157V158H221L220 157V155H219V153L221 152V149H222V152L220 153V154H222L223 152H225L226 153V149L225 148H227V147H225V148H223V147H221L222 145ZM225 144H226V142H225ZM237 144V143H236ZM259 144V145H258ZM7 145V144H6ZM8 145H9V143H8ZM10 145H12V144H10ZM42 145V144H41ZM44 145H45V143H44ZM104 145V144H103ZM134 145V144H133ZM141 145V144H140ZM170 146V145H173V146H171V148H173L174 147V150L175 151H173V152H166V150H165V152L167 153L165 156H164V153L165 152H163V150H164V148H167L166 146ZM174 145H176V146H174ZM228 145V144H227ZM233 145V144H232ZM263 147V150H262V152H261V146ZM43 146V145H42ZM106 146V145H105ZM117 146V145H116ZM195 147H197L198 149H199V147L198 146H196V145H194ZM203 146H201V150H203V149H205V147H207V149L208 148H210L211 146L209 145V146H204V148H203ZM229 146V145H228ZM231 146V145H230ZM242 146H240L239 145V148L240 147H242ZM258 146H260V151H259V149L257 150V149H255V147L256 148H258ZM27 147V146H26ZM39 147V146H38ZM161 147V146H160ZM187 147H189L188 145H187ZM192 147H193V145H192ZM191 146H190V148L188 149L187 148V150L189 151L190 149L192 150L193 148H192ZM194 147V148H195ZM232 147V146H231ZM230 147V148H231ZM237 147H238V145H237ZM246 148L248 147V146H245ZM10 148V147H9ZM56 148V147H55ZM86 148V147H85ZM95 148V147H94ZM97 148V147H96ZM95 148V149H96ZM126 148V147H125ZM140 148H142V149H140ZM203 148V149H202ZM214 148V147H213ZM229 148V149H230ZM238 148V149H239ZM89 149V148H88ZM92 149V148H91ZM100 149V148H99ZM154 149V148H153ZM168 149V148H167ZM207 149H205L204 151H200V153L198 152L199 150H197V152L201 155V156H203L202 155V152H203V154L205 153V155H207V153H208V151H206ZM219 149H220V152H219ZM223 149L225 150V151H223ZM228 149V148H227ZM233 149V148H232ZM252 149H255V150H252ZM14 150V149H13ZM50 150V149H49ZM59 150V149H58ZM86 150V149H85ZM102 150V149H101ZM122 150H124V149H122ZM196 150V149H195ZM209 150V154H211L212 152L210 151V149H208ZM211 150H214V149H212L211 148ZM237 150V149H236ZM236 150L234 151V154H235V152H236ZM257 150V151H256ZM27 151V150H26ZM106 151V150H105ZM181 151H183V150H181ZM188 151H184V153H181L182 155L184 154V156L186 155V153L188 152ZM193 151V150H192ZM192 151H190L189 153H187L188 155L187 156H189V155H192L191 154V152ZM229 151V150H228ZM228 151H227V153H228ZM238 152L239 151H242V152H239L240 154H242L243 153V157L245 158V161L246 162H248V165H251V163H253V161L255 162L254 163V165L255 164H257V161H259V159L258 158H261L262 156L264 157V152H263V154H262V156H260V157H258L257 158V156L258 155H254V154H256V153H251L252 155H249L250 154V152H248L249 150H245V152L243 151V148L242 149H240V150H237ZM14 152V151H13ZM12 152V153H13ZM21 152V151H20ZM25 152V151H24ZM68 152V151H67ZM101 152V151H100ZM118 152V151H117ZM195 152V151H194ZM197 152H195L196 153V155L198 154ZM207 152V153H206ZM214 153L213 154H215V153H217V151L215 152V150L213 151ZM230 152L233 154V151H231V149H230ZM8 153V152H7ZM75 153V152H74ZM86 153V152H85ZM126 153V152H125ZM195 153H193L194 155H195ZM225 153H223V156L225 157V156H228V155H225ZM245 153H247V155H248V157H249V159H250V156H252V158H253V156H254V158H253V161H252V158H251V160L250 161H252L250 164H249V160H246V158H248V157H245L244 156V154ZM24 154V153H23ZM36 154V153H35ZM52 154V153H51ZM50 154V155H51ZM79 154V153H78ZM139 154V155H140ZM198 154V155H199ZM6 155V154H5ZM42 155V154H41ZM72 155V154H71ZM96 155V154H95ZM104 155V154H103ZM173 155V156H172ZM181 155V156H182ZM199 155V156H200ZM236 155V158L234 157V155H229L228 156V163H229V165H230V162L232 161H234V159L236 160L237 159V156H239L240 157V155H238V154H235ZM27 156V155H26ZM49 156V155H48ZM107 156H108V154H107ZM110 156V155H109ZM134 156V155H133ZM138 156V155H137ZM183 156V157H184ZM193 156V155H192ZM198 156V157H199ZM222 156V155H221ZM242 156V155H241ZM8 157V156H7ZM20 157H22V156H20ZM33 157H35V156H33ZM38 157V156H37ZM73 157V156H72ZM111 157V156H110ZM205 157V156H204ZM209 157V156H208ZM212 157V156H211ZM238 157V158H239ZM19 158V155H17V154H13L12 155V157H11V159H10V162H7V161H4L3 159H1L0 160V214L2 215L4 212H6V211H8L9 213H12V215H15L16 213H17V216H18V213H19V211L21 212V213H23V214H25V215H27V216H29L28 218L29 219H31V224L30 225H33L32 224V221L36 224V223H38V225H39V227H40V224H41V226L42 225H44L45 224V226H43L42 228H45L46 227V223L47 224H49V222H50V220H49V222H44V220H47L48 221V219H47V217H46V215L48 216V215H52V217H53V219H51L52 221V223H55V224H53V227L52 226H49V225H47V228L48 229H44V230H49V229H51V227H52V229L54 228V226H55V228H57L59 225H60V223L62 224L61 225V228H62V226L63 225H65L66 227H69L70 228V233L69 232H67V236H68V239L69 240H71L72 238L74 239V238H76L77 240H79L81 243H83V247H85L83 250H85L84 251V253H83V251L81 250V253H83V254H80V256H77V250L76 249H72V246H70L69 247V245H71L72 243H73V241L70 243V242H68V243H70V244H68V249L69 250H73V251H69L68 249H66V246H65V249L66 250H68L69 252H71V253H68V252H65V250H64V247L62 248V250L64 251L63 253H62V251L60 250V249H58V248H56V249H54L56 246H53L52 248H51V244L53 245V243H52V241L49 239L50 238V236L47 238H45V239H42L41 237H43V236H41L40 234L38 235V236H40V238L38 237V236H36L35 237V233L36 232H38L39 233V231L37 230L35 233L34 232H31V233H33V235H31V236H33V237H35V238H33L32 240H34V241H32L31 240V242H29V240H30V235L29 234H31L29 231H28V237H26V235H25V233H23V231L24 230H22V226H23V218H26V217H23L22 218V214L20 215V217L19 218H22V221H20L21 219H19V218H17V216H15L17 219L16 220H18L19 219V221L18 222H16V223H14V224H12L13 223V221L15 220V217H14V219H13V221H12V217L11 216H7V217H9V219L11 220V221H9L8 220V218L6 217V218H4L3 216H5V215H3L2 216V219L0 218V223L2 222V221H6V220H8L10 223V227L11 228H7V229H10V230H8L9 232H7V229H6V227L9 225L8 223L5 225L6 227L4 228V229H6L5 231H4V233L1 231V228H0V264H84V262L86 263V264H264V186H259L257 189H254V190H252L251 188H249V189H244L243 187V189L241 188H239V189H220L219 188V190L217 189V191L215 190V188H214V190L216 191H214L213 192V190H209L208 189V191H212L211 193H207V191L206 190H203V187H202V190H200L201 188H199V187H197L196 186V188H198V189H194V188H192V186H190V187H188V189L189 188H191V190L190 191H186V190H188L187 188H182V186L181 185H178L179 183H175V184H171V185H167L166 183L164 184V185H162V183H160L158 186L157 185H155V186H153V190H152V192H150L149 191V194H148V198L149 199H147V200H149V202L150 201H154L152 198L154 197V195H156V194H165V193H173V197H171L170 199H167V197H163L164 199L162 200V201H158L157 200V205H156V203H155V205H152V208H151V216H149V218L147 219V220H145V218L143 217V216H137L136 215V211H134L135 210V208L133 209L132 208V206H131V204L130 205H128L131 201H134L135 199H136V197L137 196H135L134 194L133 195H131L130 193H129V191H127V193H129L130 194V196L131 197H129L130 199H132V197H134L135 199H133V200H131L130 202H124L125 204H122L121 203V206H119V205H112V206H110V207H106L105 208V210L103 211L104 213L105 212H107V214L106 215H103V214H101V213H99L98 211H96V210H94V209H91V207L89 208L88 206L86 207V205H84V203H83V198H82V195H80V196H74L73 195V192H75L76 193V188L75 187H78L77 186V184H74V183H78L79 181H82L81 179H80V177H82V174H81V176L79 177V178H77V176L75 177V175L73 174V172H75V169H77L76 168V166H74L75 164H73V166H72V164H68V165H71V166H68V167H73L72 169H74L73 170V172H70L69 171V168H66V164L68 163H65L64 161V164L62 165L61 163L62 162H60L57 166V168L59 169V167H61V165H62V169L63 170H67V172H64V173H53V167H51V168H53L52 170L50 169V167L48 166L49 164H46V163H41V162H39V161H36L34 158L32 159V157H30V159L29 160H27L26 162L24 161V162H22V161H19L20 159H18ZM26 158V157H25ZM81 158V157H80ZM101 158V157H100ZM173 158V159H174ZM195 158H196V156H195ZM207 158V157H206ZM216 158V159H217ZM232 160H231V159ZM243 161H244V159L242 158V157H240ZM256 158H257V161H256ZM5 160L7 159V158H4ZM28 159V158H27ZM38 159V158H37ZM63 159V158H62ZM96 159V158H95ZM144 159V158H143ZM171 160V162L173 161H176L175 159L174 160ZM185 159V158H184ZM187 159V158H186ZM201 159V158H200ZM214 159V158H213ZM264 159V158H263ZM32 160L34 161L35 160V162H32ZM65 160V159H64ZM189 160V159H188ZM239 161H240V163H242L241 162V160L240 159H238ZM238 160H236V162H233V164L234 163H237V161ZM261 161L259 162V163H264V160H262V158L260 159ZM66 161H67V159H66ZM80 161V160H79ZM98 161V160H97ZM152 161H151V163H152ZM189 161H192V160H189ZM196 161V160H195ZM194 161V162H195ZM218 161V160H217ZM225 161V160H224ZM238 161V162H239ZM103 162V161H102ZM130 162V161H129ZM168 162H170V161H168ZM170 162V163H171ZM180 162H181V160H180ZM193 162V161H192ZM192 162H190V163H192ZM213 162V161H212ZM215 162V161H214ZM84 163V162H83ZM106 163V162H105ZM109 163V162H108ZM111 163V162H110ZM179 163V162H178ZM189 163V162H188ZM187 163V164H188ZM200 163V162H199ZM244 163V162H243ZM154 164H153V166H154ZM164 164H166V163H164ZM168 164V163H167ZM174 164V163H173ZM193 164V163H192ZM196 164V163H195ZM214 164V163H213ZM117 166H118V164H116ZM162 165V164H161ZM179 165V164H178ZM199 165V164H198ZM227 165V164H226ZM232 165V164H231ZM246 165V164H245ZM262 165V164H261ZM65 166V168H63ZM152 166V167H153ZM166 166V165H165ZM164 166V167H165ZM168 166V165H167ZM253 166V165H252ZM77 167H79V165L77 166ZM102 167V166H101ZM128 167V166H127ZM163 167V166H162ZM169 167H170V165H169ZM230 167V166H229ZM249 167V166H248ZM57 168H56V170H57ZM103 168V167H102ZM120 168V167H119ZM155 168H157V167H155ZM192 168V167H191ZM218 168V167H217ZM225 168H228V167H225ZM232 168H234L233 166H232ZM236 168V167H235ZM234 168V169H235ZM252 168V167H251ZM251 168H247L249 171H247V169H246V172H245V174L246 175H248L249 176V174L248 173H253V171L255 172V170H254V168H256L255 166L253 167V169H252V171H251ZM258 168V167H257ZM256 168V171L257 170H264V168H261V169H257ZM61 168L59 169V170H62ZM72 169H70L71 171H72ZM125 169V168H124ZM140 169V168H139ZM151 169V168H150ZM161 169V168H160ZM188 168H186V170H187ZM199 169V168H198ZM208 169V168H207ZM213 169H215V168H213ZM240 170H241V168H239ZM243 169V168H242ZM245 169H243L244 171H245ZM162 170V169H161ZM182 170V169H181ZM197 170V169H196ZM200 170H202V169H200ZM211 170V169H210ZM216 170V169H215ZM221 170H222V168H221ZM229 170H231V169H229ZM236 170V169H235ZM237 170H238V168H237ZM55 171V170H54ZM68 171L70 172V174L72 175V179H70L71 177V175H69V173H68ZM86 171H88V170H86ZM91 171V170H90ZM121 171H122V169H121ZM126 171V170H125ZM180 171V170H179ZM185 171V170H184ZM56 172V171H55ZM135 172V171H134ZM186 172V171H185ZM84 173H85V176L87 175L86 174V172L84 171ZM233 173V172H232ZM235 173V172H234ZM108 175V174H107ZM138 175H139V173H138ZM188 175V174H187ZM231 175V174H230ZM230 175H229V177H230ZM232 175H234V174H232ZM245 175V176H246ZM252 175V174H251ZM255 175V174H254ZM260 175H264V172H263V174L261 173ZM93 176V175H92ZM125 176V175H124ZM128 176H130V175H128ZM253 176V175H252ZM259 176V175H258ZM73 177L75 178L74 179V182H72L73 181ZM84 177V176H83ZM94 177V176H93ZM99 177V176H98ZM139 177V176H138ZM141 177V176H140ZM145 177V176H144ZM158 177V176H157ZM168 177V176H167ZM182 177V176H181ZM187 177V176H186ZM244 177V176H243ZM251 177V176H250ZM257 177V176H256ZM86 178L88 179V176H86ZM85 177H84V179L87 181V185H88V182H90L91 183V180L90 181H88L87 179H86ZM120 178V177H119ZM130 178V177H129ZM132 178V177H131ZM149 178V177H148ZM161 178H162V176H161ZM164 178H165V176H164ZM169 178V177H168ZM216 178V177H215ZM80 179V180H79ZM90 179V178H89ZM153 179V178H152ZM156 179H158V178H156ZM193 179V178H192ZM261 179V178H260ZM75 180H77L78 182H75ZM85 180H83L82 182H84ZM167 180V179H166ZM172 180V179H171ZM226 180V179H225ZM240 180V179H239ZM262 180V179H261ZM97 181V180H96ZM100 181V180H99ZM120 181V180H119ZM127 181V180H126ZM161 181V180H160ZM163 181V180H162ZM208 181V180H207ZM216 181V180H215ZM234 181V180H233ZM79 183V184H81V186L80 187H78V188H80V190L82 189H85L84 187H86L87 185H86V183ZM121 182V181H120ZM134 182V181H133ZM143 182V181H142ZM72 183H73V185H72ZM148 183V182H147ZM228 183V182H227ZM252 183V182H251ZM86 185V186H84L83 187V185ZM101 184V183H100ZM151 184V183H150ZM157 184V183H156ZM184 184V183H183ZM213 184V183H212ZM222 184V183H221ZM249 184V183H248ZM255 184V183H254ZM109 185V184H108ZM74 186V187H73ZM99 186V185H98ZM82 187V188H81ZM117 187V186H116ZM183 187H184V185H183ZM201 187V186H200ZM216 187V186H215ZM245 187H246V184H245ZM73 188H75V189H73ZM109 188H110V186H109ZM122 188V187H121ZM128 188V187H127ZM133 188H135V187H133ZM131 189V187H130V189L131 190H133V191H135L134 189ZM144 188V187H143ZM182 188V189H181ZM236 188H238V187H236ZM256 188V187H255ZM100 189V188H99ZM129 189V188H128ZM145 189V188H144ZM147 189V188H146ZM149 189V188H148ZM205 189V188H204ZM75 190V191H74ZM80 190H77L78 192H82V191H80ZM150 190V189H149ZM99 191V190H98ZM78 192H77V194H78ZM131 193H132V191H130ZM146 192V191H145ZM184 192H186V193H184ZM83 193V192H82ZM85 193V192H84ZM124 193V192H123ZM135 193V192H134ZM76 194V195H77ZM80 194V193H79ZM119 194V193H118ZM175 194V195H174ZM185 194H187V195H185ZM95 196H96V194H94ZM117 195V194H116ZM140 195V194H139ZM168 194H166V196H167ZM110 196V195H109ZM147 196V195H146ZM164 196V195H163ZM83 197H85V196H83ZM88 197V196H87ZM86 197V198H87ZM111 197V196H110ZM121 197V196H120ZM141 197V196H140ZM144 197V196H143ZM85 198V199H86ZM89 198H92V197H90L89 196ZM94 198V197H93ZM101 198V197H100ZM115 198V197H114ZM126 198V197H125ZM113 199V198H112ZM144 199V198H143ZM94 200V199H93ZM95 200H96V198H95ZM136 201V200H135ZM96 202V201H95ZM97 202H98V200H97ZM122 202H123V200H122ZM87 203V202H86ZM110 204V203H109ZM119 204V203H118ZM133 204H134V202H133ZM147 204V203H146ZM149 204V203H148ZM147 204V205H148ZM152 204V203H151ZM106 205V204H105ZM144 208V207H143ZM96 209V208H95ZM146 209H148V208H146ZM98 210V209H97ZM138 210H140V209H138ZM141 211V210H140ZM139 211V212H140ZM144 211H146L145 209H144ZM149 211V212H150ZM13 212H16V213H13ZM7 213V212H6ZM142 213V212H141ZM145 213V212H144ZM143 214V213H142ZM141 214V215H142ZM24 215V216H25ZM146 215H147V212H146ZM120 216V217H119ZM1 217V216H0ZM50 217V216H49ZM122 218V219H121ZM29 219H28V221H29ZM15 220V221H16ZM27 220V219H26ZM25 219H24V221H26ZM148 220H153L155 223H157L158 224V222L160 223L159 225H157L156 224V226H153L152 225V227H151V229H148V230H146V229H144V227H143V225H142V223H143V221H148ZM7 221V222H8ZM14 221V222H15ZM27 221V222H28ZM12 222V223H11ZM50 222V224L52 225V223ZM43 223V224H42ZM56 223H57V226H56ZM149 223H150V221H149ZM154 223V224H155ZM2 224H4V223H2ZM12 224V225H11ZM146 224V223H145ZM115 226H117V227H115ZM125 226V227H124ZM147 226V225H146ZM145 226V227H146ZM1 227V226H0ZM50 227V228H49ZM120 227H122V229L120 228ZM30 227H28V229H29ZM60 228V227H59ZM64 228V227H63ZM68 228V229H69ZM112 228H116L118 231H116V229L115 230H113ZM65 229V228H64ZM121 229V230H120ZM33 230V229H32ZM31 230V228H30V231H32ZM58 230H60L61 231V229H58ZM57 229H53V232H54V234H56V232H58L56 235H54V237L55 238H57V237H59V235H60V231H58ZM112 230V231H111ZM122 232V233H120V231ZM138 230V231H137ZM26 231V230H25ZM56 231V232H55ZM116 231V233H113V232H115ZM125 231V232H124ZM27 232V231H26ZM42 232V231H41ZM118 232V233H117ZM136 232V236L134 235V233ZM22 233L24 234V235H22ZM36 235H37V233H36ZM46 236V235H45ZM44 236V237H45ZM61 236V235H60ZM67 236L65 235V237L64 238H66L67 239ZM29 238V240H27ZM60 238V237H59ZM59 238H57V239H59ZM71 238V239H70ZM46 239H48V240H46ZM60 239H63L62 238V236H61V238ZM68 239H67V241H68ZM53 241H54V239H53ZM58 241V240H57ZM64 241H65V239H64ZM66 242V241H65ZM74 242H75V240H74ZM61 243H63L64 244V242L61 240ZM80 243V244H81ZM67 244V243H66ZM74 244H78V243H74ZM75 246V245H74ZM81 246V245H80ZM61 248V247H60ZM71 248V249H70ZM58 249V250H57ZM60 250V251H59ZM76 250V251H75ZM80 250L78 249V252H79ZM61 252V253H60ZM73 252H75V254L73 253ZM62 254V255H61ZM76 255V256H75ZM79 255V254H78Z\"/></svg>",
  "mask_w": 264,
  "mask_h": 264
}]
</instances>
